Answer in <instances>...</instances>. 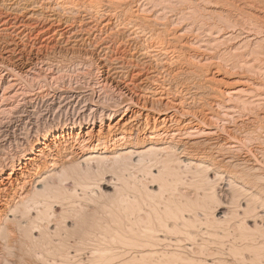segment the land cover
Here are the masks:
<instances>
[{
    "label": "bare ground",
    "instance_id": "1",
    "mask_svg": "<svg viewBox=\"0 0 264 264\" xmlns=\"http://www.w3.org/2000/svg\"><path fill=\"white\" fill-rule=\"evenodd\" d=\"M122 1H126V0H41L40 5H42V6L44 5V8L47 12H52V13L53 12L54 13H56V12L60 13L61 12L63 15L69 16V19H66V21H63L64 22L63 27H60L62 24V23L60 24V21H59L60 19L57 20V21H59V23L57 22L58 23L57 25H55V23H52V21H51V24L45 25L44 21L42 22L41 20H38V19L33 23H29L28 21H23L22 19H20L21 17H19L17 15V13H12L13 11L11 12V10L10 11H3L4 10L3 8L0 9V36H6V35L8 36L9 33H12V34L14 33V35H16V37L20 36L22 33H23V35H24V33H25V35L28 34V36H30L31 34H35L33 37L31 36V39H33L35 41L36 39H38V37L41 34L52 33V34H48L47 36L43 37L44 42H41L40 46L46 45V48L49 46V45L47 46V44H49L51 42V40H53V38H54L51 35H53L57 31H59L61 36H64V38H66L67 40L69 39L70 35H75L78 33H82V34L85 33L86 37L88 39V40H86L87 44L94 45V47L101 45L102 43H106L107 38L109 37V34L127 33L125 39H123L122 41H119L120 43L117 46H115V51H116L117 55H115V57L113 56V59H110V60L116 62V65H115L116 68L115 69H117V71L115 72V74H118V73L123 74L124 73V75H122V76H125L126 74L130 76V78H129V76L127 78V75H126L123 80H120L121 81L120 83H122L123 86L121 88H119V91H120L119 93H121L122 96L127 95L126 93H128V95H129V97L126 96L128 98L125 99L120 104L115 103V104H111L109 106H104V105L101 106L102 105V104H100V103H102V102H100L101 96H97V95L95 96V94H94L95 86H92L90 88L91 92L89 91L90 92L89 95H86V96H83V95L78 96L77 93L73 92V91L68 92L67 97L71 101H73L75 104H77L80 100L83 101L81 113L78 114L77 116L73 117V118H67L63 121H58V122L47 124L42 129H35L34 131L29 129V130H27V132L25 133V135L23 137H18L20 135V133L16 132L17 134L16 135L14 134L12 136V138L7 136L8 133L7 134L5 133V131H6L5 126L6 125L4 124L2 126V124L8 120L0 123V156H2V157H0V257L2 256V258H3L5 253L10 252V251L11 252L9 254H11L12 252H16L15 251L16 249H17L16 254L19 257L22 255L24 256V253H25L27 248L30 249L32 244H34L33 248H34V246H37L39 244V242L37 244V241H41V240H43V241L45 240L47 242L50 241L47 238L54 236V235L52 236V234L54 233L53 230L56 231L54 234H56L58 237L60 236L57 233V232L60 233V231H57V227L59 230L58 225H60V224L62 225V222L59 223V221H63L67 215H65L64 218L62 217L63 220H58V219H60V217L63 216V214L65 212H68V211H70L71 215H73L72 210H70V209L68 210L67 206H69V208H71V209L75 208L72 206V204H68V205L66 204L65 205L63 203V202H66V200H69V198L66 199V194L68 196L72 190L71 189L68 193H66L67 192L66 189H68V186L70 184L66 187V185H63V181L67 180V182H68L69 181L68 178H72L71 175L76 171L77 168L79 169V167H83V166H85L87 168V165L89 163H92V162H95L93 164H95L94 167L97 166V168H98V165L96 163L100 164L99 166H101V164H105L108 167L109 166L113 167L115 165L114 166V168H115L116 165H122L125 168L128 164L135 165L136 163H139V164L144 163L142 166H145V164L148 161L149 162L152 161L150 163H152V165L155 164L154 165L155 168L157 167L156 165L159 164V166H160L159 169L165 168V169L170 170L171 168H173V169L176 168L174 170L173 169L170 170V171H172V170L175 171L177 169L180 170V168H181V170H183V171L185 169V172L187 170L192 169L194 171L196 170L197 173H198V171H200L199 172L200 174L204 173L205 176L203 177V179L201 178V180H200L201 181L200 183H202L201 185H203V186L208 185V184H206V185L203 184L204 178H206L207 181L212 183V185H210V186L213 187L216 184L217 185L215 186L216 188L213 187L215 190L210 195L207 194L208 196L206 195V192L208 193V191H211L212 187L210 188V190H208V187H210L208 185V187H206L207 189H203V191L204 190L206 191L205 194L201 190L203 195H205L204 197L206 198V196H207L208 198H206V199L199 198V200L201 201V199H202L203 201H206V200L211 199L210 202L213 203V202H215L214 197L217 196L221 199L223 198L222 199V200H224L223 202L225 204H227L226 202L230 198L231 201H229V202L234 201L236 206H234L235 207L234 210L231 208L232 209V211H231V209L230 210L228 209L229 204L227 206L226 205L218 206L217 202H216L215 205H217V207L214 209L212 206L214 203L212 204V203H209L207 201L208 203L205 202L207 205L204 203V205H206L207 207L205 206V208H203L202 207L203 205L200 204L201 203L200 201H199V203H196L197 202V196H201L199 194L200 192L198 191L199 192L198 193L196 190H194L197 192V193L194 192L196 194L195 195L196 198H193L194 197L193 190L191 192L193 195V197H191V198H193L192 199L193 202L190 203L192 205H189L188 202L191 201L190 200L191 198L189 197V195L191 193H189L188 196L186 193H185L186 195L182 194V189H181L180 195L182 194L185 197L187 196L188 200H190V201L187 202L185 200L187 202L186 203V202H184V200L182 201V199H178L181 196L179 197V195L177 193L178 191H177L176 196H178V197L174 196L175 200H173V201H175V202H173L172 199H171V201H172L171 202L169 200V198H173V197H171V194L173 193L172 195H175L174 192H171L169 194H166L167 195V198H166L167 206H168V202H170V204H171V205L169 204V206L167 208V212H169L168 214H171V216H174L172 218L175 220H174V222H170V223L165 222L166 216L164 214L163 220H164V224L165 223L166 224L165 225L163 224L162 227L165 226L166 232L168 230L170 231V228H171V230L174 229V231H170V232L168 231L167 232L168 234H166L165 231H164L165 233L163 231H161V230H163L160 227L161 225L160 226L158 225V224H162L161 221H163V220L159 219L160 223L156 222L155 217L157 216V214H156L155 210H153L154 212H151V213H150V211L148 213L146 212L148 210L147 206L150 207L151 203L146 206L145 213H147V214L153 213L152 216H154V221H155L157 227L151 228L150 223H153V222L151 220V217H149L147 215H146V218L149 217L148 219H150L151 222L149 220H147V222H150V223L147 225H143V224H146L147 222L144 220L145 215L143 216V213H142V211L144 209L141 210V206L144 205V207H145V204L149 203L148 201L144 200L145 201L144 202L142 200L145 203V204H143L142 201L138 200V202L140 201V204L137 203L140 205L138 208H140V213L144 217V219H142V220L145 221L146 223L141 220V218H140L141 214L139 213V215H140L139 216L138 214H136L137 211H135L134 214H136V216H137L136 219L139 217L143 223L140 222V220L137 221L138 219L135 220V222H134L133 221L134 218L132 216L133 214H131L130 216H132V218H133V219H131L132 221L130 220L131 222L130 221L128 222V220H129L128 218L124 219V222H125V220H127V221L123 224V226L127 223L128 224L132 223V224H130V226H128V224L126 226H124L126 228L127 227L131 228V229L129 228L130 230H127V231L125 229L122 230V228H120V226H119V224H121L123 221H121V223H120V221L119 222L117 221L118 223H116L118 216H115V217H117V218H115L113 215H118V214H115L113 212L114 209L112 211H111V209L109 210V207H112V206H110L111 204H109V205L106 204L107 206H109V207H107L108 208L107 212L109 213L111 211L113 213V215L111 213V216L114 217V219H112L113 221H111L110 217H108V219L106 217V219H107V221L110 219V221H109L110 225L112 222L114 223V221H115L116 225L113 223H112V225L119 227V228L117 227L118 230L120 229L119 232L116 229L118 234H120L122 231L123 232L129 231L130 233H132V231H133L132 234H133V238H134L135 235L138 236L139 232L142 229H143V231L145 230L144 229L145 226H148L146 228L149 229V232L148 231H147L148 233L143 232L146 235L143 233L141 234V232H140L141 236L139 235L138 237L141 238L143 236V240L142 239L138 240V242L144 243V245H146V247L147 246L148 247L149 246L154 247V245H156V247H157V248L152 247L150 249L149 248L146 249V248H144L145 246L142 245L141 243L138 244L137 240H135V239L134 240L136 242L134 241L133 244L131 242H128V241H130V239H131V241L133 240L132 234H130V237H129V232H128V234L126 233L128 236L126 235L127 237L126 236L125 237L128 238L129 240H127L126 238H124V240H127V242L129 244L131 243L132 246L131 245L130 246L132 248L134 246L136 248L137 244L139 246L142 245L143 247L141 246V248L146 249V250L143 249L140 251L141 256H143V257L144 256L145 257L146 256L151 257L152 255L154 256V255L164 254L162 256V260L161 261L158 260L160 262L159 264H161V262L163 261V258L166 257V254H169L170 260H168L169 257L167 256L168 259L166 257L165 261H163L164 263L162 262L163 264H165L166 261H171L170 264L176 260H177V262L178 261L180 262V260L177 259V258H179L177 256L178 255L181 256V255L177 254V253L180 252L182 254L183 258H185L184 255H187L188 252L190 251L188 248L192 249L190 253H193L194 252L193 250L196 249L195 250L196 253L195 252L194 253L198 255L197 257H196V255H194L195 258H190V256H189L188 259L190 258L191 260L190 259L188 260L185 258L186 261L189 262V264H191L190 261H192V264H264V252H262V250H264L263 249L264 239L259 240V239H261L260 235L262 233H263L262 236L264 237V184H261L262 183L261 181H264V180H261V178L264 177V173H263L264 172V166L262 165V164H264L263 163L264 159L262 157V156H264V147H262L263 143H264V124H262V123H264V92L261 91V89L264 87L263 82L259 83V82H257L256 79H255L256 81L251 79L252 76L251 77L248 76L249 78H246L243 81L241 80V82H243L244 85L239 86V87L237 86V87L232 88V89H225L223 91H219V89H217L216 86H214L218 90V91H215L216 89L209 87L210 85L208 84L209 88L213 89L215 92L220 93V94L217 93V95L218 96L221 95L222 99L217 98L216 100L209 103L210 109L212 112H209V110H208V111H205L203 113L202 109H201L199 115L202 113V117H199L200 119L198 118V116H199L198 115V110H199L198 108L199 107L197 108L198 110L197 109L194 110L192 108L193 106H191L194 102L192 100L193 98L191 99V101H193V102H191L192 104L189 103V104H191L190 105L191 107L184 105V102H183L184 99L182 100L180 97H178V98L174 97L173 93H172L173 96L170 97L171 94H169L168 91H171L169 89H173V88L165 87V84L168 83V81H170V78L172 77L171 76V70H172L171 68H173L176 64H177V67H179L178 66L179 64H181L184 61L185 62L187 61L186 63H189V65L191 64L192 66L197 65V63L199 65L203 66L205 64L204 63L201 64V62H205V63L206 62L209 63L210 61L213 62L214 60H209L210 56L205 54L206 50L209 51V48L211 46H214V45L220 46V44L223 42L226 44L228 41L233 39V37H235L233 39V41L235 39H238L237 34H240L241 36L243 35V39L240 40L241 42H238V40H237V42L239 44L236 42L237 45L231 46V48H229L230 46H228L229 49H226V51L223 50L224 52L230 53L231 55L234 54L233 56H229V57L234 58L235 56H238V53H236V52H238L237 50H240V49H242V50L246 49V51H248L247 53H249V55H252V53L254 55H257L258 53H259L258 55H260V56H261V54L264 55V52L261 53L264 50V35H261V29H260V25H259V22H260L259 19L260 18L258 19L259 22H256L257 20L253 21V19L255 18V15H253L252 13H247V16L245 15L246 17H243V18L240 15L241 13H242V15L244 14L243 13L244 11H242L243 9L244 10L246 8L251 9L252 6L256 3V1L258 2L260 0H256V1H254V0H242L243 5L248 4V6L247 7L244 6L245 8H243L242 4H240L243 9L240 8L239 6H237L238 9H242V10H240L241 13L239 14L241 17L240 16L237 17L236 16L237 14H235V13H234L235 16L230 13V10H231V8H233V6L229 8L230 10L225 8L226 9L225 14L224 13H222V14L217 13V12H219L216 10L217 8L216 9L211 8V9L203 10V8L201 6L200 7L202 10V14L200 13L201 11L199 12L200 14H197V11H198L197 7L194 9V8H192V6L191 7L189 6L187 9H184L187 11L178 10L180 12L179 13L180 15L178 17V19H180V20H178L179 21L178 26H180V24H181L180 21L182 22V24H183V22L185 23L186 20L187 21L191 20V21L189 23L187 22L188 25L186 23L184 24L187 26L183 27L184 28L183 31L179 32V30H177V31L175 30L176 32H173L171 34H168L167 31H169L172 28L175 29V26L177 27L176 22L174 23V27L172 25L173 21L174 20L177 21V20L173 19L171 22H164V17H166L165 15H166L167 11L168 12L171 11L174 13L173 10H174L175 6L176 7L178 6V5H176V3L180 2L178 4H181V2H183V1H181V0H136L135 1V2H137L136 6L134 8L132 7L131 9H129L128 7H125L126 9L128 8L127 10L125 8H123L122 4L124 5V2H122ZM186 1H188V2H186ZM199 1L201 3L203 2V5H204V1H206V2L208 1V3H209V1H212V0H198V3H199ZM213 1H216V0H213ZM223 1H222V3H225ZM230 1L233 4L232 0H230ZM185 2L188 4H191L193 2V0H184V3ZM194 2H196V1H194ZM217 2H220V0ZM227 2H228V0H227ZM238 2H239V0L234 5H237ZM30 3L33 4L31 6L37 5V0H30ZM184 3H182V4H184ZM229 3L230 2H228V5H231V3L230 4ZM210 4H213V3L211 2ZM257 4H259V3H257ZM260 4L263 5V3H261V2H260ZM181 5H180V7H181ZM184 5H185L184 7L187 6V4H184ZM220 5H222V4H220ZM194 6H196V5H193V7ZM197 6L199 7L198 4H197ZM205 6H207V5H205ZM205 6H203V7H205ZM15 7H16V5H15ZM102 7H105V10L101 9ZM155 7H157V8L155 9ZM225 7L228 8V6H225ZM258 7H259V5H258ZM175 10H177V8H175ZM182 10H183V8H182ZM214 10H216L217 12ZM235 10H237V9H235ZM262 10H264V9H262ZM203 11H204V13H203ZM222 12H223V10H222ZM246 12H247V10H246ZM259 12H262V11H259ZM82 13H83V15L86 14L85 16H88L87 20L76 21V18L79 19L80 14L82 15ZM20 14H22V13H20ZM116 14L120 15V17H121V20H118L116 18L117 21L120 22V23L118 22L119 24H117V25L115 23L113 24V22H112V19L113 18L115 19V17H117ZM12 15H14V16H12ZM30 15L31 16H29V17L31 18L33 16V14H30ZM213 15L214 16L217 15L215 17V18H217L216 21L212 20L211 16H213ZM261 15H262V13H261ZM261 15H260V17H261ZM174 16H172V17H174ZM176 17H177V15H176ZM257 17H259V15ZM184 18H187V19L182 21ZM244 18H246V20ZM263 18L264 17H262L261 20ZM51 19H52V17H51ZM166 19H168V18H165V21H166ZM255 19H257V18H255ZM210 20H212L213 22ZM49 21H50V19H49ZM260 23H262V21ZM229 27H231V28L237 27L238 29H236V31H234L232 29L233 31H230V32H227L224 34L221 33L222 30H224L226 28L229 29ZM262 27L264 28V26H262ZM184 32H185V34H184ZM186 32L192 36L190 38H186L185 37V35H187ZM102 33L105 34L104 37H103ZM200 34H201V36L203 34L204 37L205 36H207V37L206 38L203 37L204 39L200 38L199 37ZM240 35H239V37H240ZM120 36H123V35H120ZM26 38H27V36H26ZM117 38H119V37H117ZM122 38H124V37H122ZM31 39H29V40H31ZM83 40L85 41V39H83ZM112 40H114V39H112ZM113 43H114V41H111V45L108 44L107 46H105V48L109 49L110 47L113 46ZM39 44H38V46H39ZM222 46H223V44H222ZM223 48H221V49H223ZM218 49H219V47H218ZM190 50H192L191 52H193L195 50V52H193V53L187 52ZM214 51H213V53H214ZM223 51H221V54L223 53ZM242 52L243 51H241V54L239 53L241 57L244 54V53L242 54ZM244 52H245V50H244ZM135 54H137L138 56L136 57ZM209 54H211L210 51H209ZM211 55H213V54H211ZM220 55H218V56H220ZM249 55L247 57H249ZM254 55H252V56H254ZM258 55L255 56V60L252 59V62H250L249 60L241 59V57L239 56V59H241V60L236 61L237 67H239V68L236 69V65H234L235 64L234 63L232 65V66H235L234 71H237V70L241 69V67H242V68H244V70L246 69L248 73L249 72H252V73L255 72V75H256V72H257V73H259V75L261 74L264 78V69H263L264 68V61L262 62V60H260V61L257 60L258 62H256ZM227 57H228V55H227ZM244 57H246V56H244ZM219 58L221 60L222 57H219ZM223 59H225V58H223ZM234 59H232V61H234ZM110 60H108V61H110ZM220 60H219V62H220ZM227 60L225 63L228 62ZM229 62H230V60H229ZM110 63L112 64V62H110ZM232 63H230V64H232ZM182 64H184V63H182ZM209 64H208V66H209ZM216 64H218V63H216ZM5 65L6 64H3V63L0 64V66H2L4 68H5ZM199 65H197V66H199ZM211 65H212V63H211ZM221 67L223 68V66H221ZM206 68H207V66H206ZM220 68H219V70H220ZM176 69L178 72V68H176ZM189 69H191V68L189 67ZM194 69H195V67H194ZM5 70L6 69H4V72H2V74L0 75V113H4L5 114L4 117H7L6 113L11 114V112L12 113L14 112L15 113L14 115H16L14 118L16 119L15 122L17 124L22 123V121L24 120V118L26 116L27 120H25L24 125H26V124L32 125L31 115L29 113H26V111L21 108V103L22 104H25V102L31 103V101H32L30 96L26 97V95H28V94H26L27 92H25L23 90V88L20 86V81H21L20 78L22 75L20 76L19 72H14L10 69H7V72L5 73ZM205 70H203V71L205 72ZM223 70L225 71L226 69H223ZM244 70H242V71H244ZM112 71H113V69H112ZM190 71H188V72L190 73ZM197 71H199V70H197ZM9 72L11 73V75L8 78H6L5 76L9 75ZM183 72H185V71H183ZM183 72H182V75H183ZM232 72H233V70L231 71V73ZM238 72H240V75H242L241 71H238ZM47 73H48V71H47ZM174 73L176 74V72H172V74H174ZM194 73H195V75L198 74V72L197 73L194 72ZM231 73H230V75L233 74V73L232 74ZM236 73H235V75H236ZM252 73H250V75ZM175 74H174V76H175ZM179 74H181V73H179ZM182 75H180V76H182ZM187 75H189V74L187 73ZM191 75H192V73H191ZM193 75H192V77H193ZM44 76H45V74H44ZM207 76H208V74H207ZM207 76L205 77V79H207ZM245 76H247V75H245ZM179 77H177V78H179ZM211 77L213 78V76H211ZM255 77L257 78V75ZM218 78H220V77H218ZM218 78H216V79L218 80ZM117 79H116V81H117ZM172 79H173V77H172ZM260 79L262 80V78H260ZM52 80H53V78H52ZM107 80H108L107 77L104 78V80H102V81L99 80V82H97L98 86H96V87L100 88L104 92V90H106V88H108L107 87ZM217 80L214 79L213 83L216 84L215 81H217ZM220 80H221V78H220ZM220 80H218L217 82H220ZM221 81H223V79ZM235 81H237V80H235ZM262 81H264V79ZM108 84H109V82H108ZM180 84H182V83H180ZM191 84H193V83H191ZM116 85H115V87H116ZM52 87L53 86H51V88ZM186 87H187V85H185V88ZM175 88L176 87L174 86V89ZM166 89H168V90H166ZM220 89H221V87H220ZM188 90L190 91L189 88H188ZM193 90H195V89H193ZM204 90H205V88H204ZM213 90H212V92H213ZM178 91H179V89H178ZM184 91H187V90H184ZM172 92H174V91L172 90ZM195 92H196V90H195ZM202 92H200V93H202ZM191 93L192 92H190V94ZM200 93H198L199 96L201 95ZM206 94H205V96H206ZM211 94H209V95H211ZM168 95H170V96H168ZM184 95H183V98L187 99ZM209 95H207V96L209 97ZM55 96H56V94L54 93L52 95V100L54 99ZM186 96H187V94H186ZM212 96L214 97V95H212ZM190 97H191V95H190ZM83 98H85V99H83ZM205 100H207V98ZM49 102H50V100H49ZM107 102H109V100ZM187 103H188V100H187ZM196 103H195V105H196ZM201 104H203V103H201ZM206 106H208V105L206 104ZM88 109H90L91 114L90 115L88 114L89 116H87V118H86L84 116V112ZM120 110H122V111H120ZM97 112L99 114L98 119L95 118V115H97ZM118 112H119V116L114 119V117L117 115ZM186 116H190V117L187 118ZM30 128H31V126H30ZM22 129H23V127H22ZM17 130L19 131L18 128H17ZM65 134H66V136H65ZM13 139H16V144H19V146H17L14 150L8 152V151H6L5 146H7V144L9 146ZM253 143H256V146H252V145H255ZM250 145H251V147H250ZM252 147H254V148H252ZM10 149H11V147L9 148V150ZM257 153H258V155L261 156V162H259L260 159L259 160L256 159V158H258ZM255 154H256V156H255ZM126 159H128V160H126ZM153 161L155 163H153ZM149 162H148V165H149ZM105 165H102L103 166L102 168H108V167H104ZM90 166L93 167V165L89 164L88 167H90ZM112 167H111V169L109 168L110 171L113 170ZM87 169H89V168H87ZM159 169H158V171H159ZM89 170H91V169H89ZM96 171L98 172V170H95L93 175L96 173ZM100 171H101V169L99 170V172ZM158 171H157V173L160 172V171L159 172ZM194 171L190 172V173H194L193 176L196 173V171L195 172ZM91 172H93V170ZM91 172L89 171V173H91ZM106 172H109V171L107 170ZM115 172H116V170H115ZM187 172L189 173V171H187ZM86 173H87V171H86ZM102 173H104V172H102ZM91 174H89V175H91ZM100 174H98L99 175L98 177L102 176V174H101V176H100ZM191 175L192 174H190V176ZM196 176L197 175H195V177ZM87 177L88 176L86 175L85 179H88ZM113 178H116V176ZM91 179H92V177H91ZM259 179L261 180L260 181L261 183L259 182ZM99 180H100V178L94 182H99ZM88 181H90V180H88ZM88 181L86 183L89 184ZM209 182H207V183H209ZM99 183H101L103 185V187H108L111 189L113 187L115 188V184L113 186L112 182L109 178L107 180H102ZM96 185L95 186L92 185V186L95 188ZM99 187L98 186L96 187L98 189L96 191H99V189H100ZM84 188H83V190H82V188L80 189V190H82L81 193H83ZM91 189H93V188H91ZM86 191L87 190H85V192ZM92 191H93V193L96 192V191L94 192V190H92ZM179 191H180V189H179ZM72 192H74V190ZM88 192H90V191H88ZM168 192H170V190ZM187 192H189V191H187ZM74 193H76V192H74ZM74 193H72V196H70L71 198H73ZM183 193H184V191H183ZM129 194L130 193L125 194V195L128 196ZM125 195H122V193H121L120 196L123 197ZM211 195H212V197H211ZM78 196H79V198H78ZM81 196H84V198L80 197V195H77V196L74 195V197H77V198H75V200L76 199L81 200L82 198L84 200L86 195L81 194ZM184 196L182 198H185ZM130 197L131 196H129V199H130ZM133 197H135V196H132L131 199ZM226 197H228V199L225 200L224 198H226ZM87 198H89V200H90V196L89 197L86 196V199ZM95 198H97L96 195H95ZM99 198H101V196ZM212 198L214 201H212ZM53 199L63 200V202H59L61 204V207L58 204H54L55 201L52 203L51 200H53ZM120 199L125 200L124 198L123 199L120 198ZM134 199H137V198H134ZM176 199L178 201L181 200L182 204L180 202H179L180 203L179 204ZM194 200H196V202ZM72 201H70V202H72ZM203 201H202V203H203ZM70 202H68V203H70ZM76 202L78 203V201H76ZM76 202H74V204H76ZM87 202H88L87 204H89V201H87ZM114 202H116L115 199H114ZM125 202L127 203L126 200H125ZM128 202H129V200H128ZM133 202H135V200ZM84 203L85 202H83V205H81L82 202H81V204L78 203L80 205L78 207L79 211H80V207H81V209L86 208V205H85V207H82V206H84ZM95 203H97V202H95ZM91 204H92V202H91ZM101 204H99V205H101ZM129 204H131V203H129ZM176 204L181 205L180 206L181 208L179 207V205H178L179 208L178 207L177 208L179 210L182 209L184 211V213L181 210V213L179 212L180 214H178L179 210L176 207H174V206H177ZM186 204L189 205L190 207L193 206V208L191 207L192 210H194L195 209L194 207H196L197 211L199 210L201 212L200 208L203 209V211H206L207 212L206 214H209V217H212L211 222L208 220L209 219L208 215H204L205 212H204V214H203V212H201L203 214V216H201V217L198 216V217L202 218L204 216H207V218L204 217L203 219L204 220L207 219V221H209L208 223H211V225L214 223L215 226L218 225V222H219V224H220V222H222L221 225H223L224 218L227 217V215L230 216V214H228L230 211L235 213L234 214L235 219L237 217V220L233 219L234 222L230 223L232 218H234V215L231 214V215H233L231 220L228 217L227 221L225 220V222H228V220H229L230 229L232 228L234 230V227L235 228L239 227L238 228L239 230L235 229L233 231L231 229L232 232L236 233V231H238V233L240 234V233H243L242 232L243 229H244L243 230L244 232H245V230L247 232H249V235L247 232H246L247 235H244V233L241 234V236L243 237L244 240L241 239L240 238L241 236L236 233L238 237L240 236L239 239L237 238V241L238 240H241V242L244 241V243L242 244V247L235 246V245L232 247H229L230 245L228 246L227 243H229V242L225 239V236L229 238L228 234L229 235L231 234L230 233L231 231H230L226 235L228 228L227 229L225 228V236L223 237L224 233L222 234V232L224 231V229L223 230L220 229V232L222 230V232H221L222 236H220L219 231H218L219 233H217V234L215 232V229L216 230H218V229L217 228L213 229L214 226H211L212 228H208V230L213 229L214 234L210 233L211 235H209V233L206 229L207 228L206 226L208 225L207 221L198 219L197 216L194 215L196 210L192 213L191 212L192 210L190 209V207H187ZM197 204L198 205L200 204L201 206L199 205L200 206L199 207ZM209 204H212V205H209ZM92 205L95 206V204H92ZM92 205L90 207H92ZM133 205H135V203H133ZM184 205H185V208H184ZM208 205H209L210 209H208L209 208ZM96 206H97V204H96ZM122 206H124V204ZM99 207L101 208V206H98V207L92 208V210L96 209V208L100 210ZM128 207L134 208L135 206L133 207V206L129 205ZM170 207H172L173 209L170 210ZM211 207L214 209V212H212V213L209 212V211H213V209ZM117 208H118V206H117ZM122 208H123L122 209L123 212H121V211L120 212L123 213V215H126L124 213L125 207H122ZM186 208L190 209L188 211L190 213H192L191 214L192 216H196V217L191 219V217H189V216H191V215H189L190 213H188V215L185 216V214H187V213H185V211L187 210ZM76 209H77V207L74 210H76ZM84 209H82V210H84ZM88 209L89 208H87V210ZM103 209H104V207H103ZM136 209H131V210L134 212V210H136ZM152 209H154V208L152 207ZM152 209H149V210L152 211ZM168 209H169V211H168ZM184 209H186V210H184ZM204 209H206V210H204ZM101 210H102V208H101ZM104 210H103V214L106 212V211L104 212ZM116 210H117L116 213H118V209H116ZM79 211H77V212H79ZM89 211L90 210H88V212ZM82 212L84 213V211H82ZM90 212H92V211H90ZM130 212H128V214H130ZM172 212H175V213H172ZM96 213H99V212L96 211ZM100 213H101V211H100ZM109 214L106 215V213H105L104 215L109 216ZM49 215L52 216L53 219L48 220L47 217H49ZM80 215H81V213H80ZM87 215L85 217H88ZM82 216L84 217V215H82ZM92 216H93V214H92ZM94 216L97 218V215L94 214ZM130 216L127 215L125 217L131 218ZM69 217H70L69 215L66 217V221H67V218H69ZM89 217H91V215ZM99 217L101 218L102 216L100 215ZM74 218H76V214L74 215ZM77 218L78 219L80 218L79 214H78ZM77 218H76V220H78ZM94 218L93 219L91 218L92 220L89 219L91 221H89L87 219L88 223L90 224V222H92V221H93V223H94V221L96 222L97 219L96 218L94 219ZM102 218L101 219L103 221L104 217H102ZM119 218H121V215L119 216ZM82 219L81 220L79 219L78 221L83 222V220H85V218L83 220ZM122 219H119V220H122ZM167 219L169 221L171 218H168V216H167ZM176 219H178V220H176ZM190 219L191 220L196 219L195 223H200V221L201 222L203 221V222H205L204 225L207 224L205 226L203 225V222H202V224L201 223L199 224V225L206 227L205 228L206 230L205 229L201 230V232L203 231V233L202 234L200 233L201 234L200 236L204 235V233L207 231L205 233V235L207 236V233H208V236H207L208 238L209 237L214 238V236L217 235L218 236V238L216 236L217 240L216 239L212 240L210 238L211 240L208 239L209 240L208 241L206 239L207 237L206 238L204 237V239H202L200 236H198L199 234H197L196 231L194 233L193 229H195L196 226L194 225L195 223H193L192 221L189 222ZM197 219L199 220V222H197L198 221ZM52 220L55 222H53ZM57 220H58L59 224H57ZM69 220H72L71 217L69 218ZM100 220H99V222H101ZM213 220H216L217 222H214ZM220 220H223V221H220ZM43 221H45L46 224L45 223L42 224ZM66 221L64 220V222H66ZM72 221H70V222L72 223ZM105 221L106 220H104V222ZM136 221L138 223L137 226L134 225V223L136 224ZM177 221H179V223ZM64 222H63L62 226H64L66 228L67 224L64 225L65 224ZM79 222H77V223H79ZM82 222H80V223H82ZM85 222H86V220L84 221V223ZM139 222L142 223V226H140L141 228L143 227L142 229L137 228V227H139L138 225H140ZM225 222H224V224H225ZM73 223H72V225H74ZM77 223H75L76 225L73 227L70 224L72 228L69 225H68L69 227L68 226L67 227L71 228V229H73L74 227H76V229L80 228V227H77V225L81 226V224H77ZM84 223H82V224H84ZM107 223L108 222H106L105 224H107ZM185 223H186V225H184ZM187 223H190V224L188 225ZM215 223H217V224H215ZM87 224L85 226H87ZM181 224L185 226L182 231H185L186 227L188 228L189 226L192 228L193 231H185L186 233L183 234V232L178 227L179 225L181 227H183ZM226 224H228V223H226ZM91 225H92V223H91ZM94 225L97 226V223H95ZM99 225L100 224H98V226ZM102 225L99 226V229L96 226H94V227H95V229L97 228L98 231H100L101 230L100 227H102ZM110 225L108 224L109 227H110ZM131 225L135 226L136 230H140V231L139 232L135 231V233H134V229L131 227ZM199 225H197V228L195 230H199L198 229L200 227ZM115 226L114 227L111 226V227H113V229L111 228L112 231L109 228H107V226H106V228L108 229V230H106V232H107L106 234H108V236L106 235L108 238V241H110L112 239V242H113V236L116 238V235H115L116 234L115 233L116 227ZM153 226H155V224ZM158 226L161 228L160 232L157 229ZM226 226L227 225H225V227ZM82 227L85 228L84 226H81V228ZM103 227H104V225H103ZM103 227H102V230L106 229ZM208 227H210V224L208 225ZM240 227L243 229H240ZM92 228H93V225H92ZM221 228H224V226L223 227L221 226ZM60 229H61V227H60ZM62 229L61 230L64 232L67 228L64 230V228L62 227ZM89 229L90 228H88V230ZM178 229H179V232L180 231L182 232L183 237H184V235H185V238L188 236L187 240H191L193 237H195V238L197 237L196 238V240H197L199 237L200 239L197 240V242H198V241H201V239H202L201 243L199 242L198 245L197 244L195 245L196 247L199 246L198 247L199 249H197L196 247H195V249L193 248L195 243L194 244L190 243V242H189L190 244L184 243L183 241L185 239L183 237H181V238H183L184 240L180 239V237H170V236H172V235H170L172 232L175 233V236H176V233L178 235V232H175ZM75 230L73 231L74 237L79 232H80V234L83 233V231L85 233L83 236H80L78 234L80 236L79 239L82 237L84 238V236L88 235V233L85 231L87 229H83V231H82V229H79L80 230L79 232H78V230H76L77 232ZM102 230L100 231L101 233L103 232ZM186 230H188V229H186ZM204 230H205V232H204ZM50 231H52V232H50ZM69 231L72 232V230H68V231H65L64 233L69 232ZM93 231H95V230H93ZM228 231H229V229H228ZM48 232H50V234L51 233L52 234L49 235L50 237L45 238L46 236H48V235L45 236V234ZM88 232L90 233V231H88ZM109 232L110 233L113 232V234H114V235L112 234V238L110 240H109V238H110L111 234L109 236ZM123 232H122V234L124 235L125 232L124 233ZM250 232H251V234H250ZM254 232H255V234H252ZM256 232L259 234L258 235L260 237V238L258 237L259 239H257V237H256V235H257ZM69 233H68V235H69ZM75 233H77V234L75 235ZM96 233H97V231H96ZM198 233H199V231H198ZM235 233H234V235H235ZM93 234H94V232H92L91 236H88V239H89V237H91V239H93ZM103 234L105 235V231ZM122 234H120V236ZM194 234H197V235L193 236ZM66 235H63V236H65V238L67 240L68 236L66 237ZM69 236H71V237L68 239V242L67 241H64V242L69 243V245H71L70 247H72V244H70V243L74 239L72 238L73 237L72 235H69ZM99 236H100V233H99ZM118 236L119 235H117V237ZM122 236L118 237V239L119 238L122 239ZM137 236L135 237L136 239H137ZM219 236L221 238H224L226 240V243L225 242H218V239L220 238ZM96 237H97V235H96ZM144 237H145V239H144ZM232 237H234V239H235V236H233V234H232ZM232 237L230 236L231 239L230 238L229 239L233 240ZM85 238H87V237H85ZM85 238H84V240L86 241L87 239H85ZM95 238H94V240H96ZM100 238L102 240L105 237L103 236V238H102V236H101V237H99V240L97 239L99 242L98 247L99 246L101 247L102 246L101 244L103 242V240L100 241ZM107 238L104 240H107ZM115 238H114V241H115ZM195 238L192 239V242H194L193 240ZM39 239H41V240H39ZM57 239H59V238H57ZM70 239H71V241L69 242ZM91 239H89V240H91ZM118 239L116 238L115 242H118V244H119V241H121L119 244V246H121L123 240H118ZM256 239L259 241L256 242ZM61 240H65V239L62 238ZM84 240H82V241H84ZM52 241H53V239L50 241V245L51 244L54 245L55 242L52 243ZM54 241H55V239H54ZM58 241L56 242V245L60 244V241L59 242ZM79 241L80 240H78V242ZM92 241H90V242H92ZM220 241H221V239H220ZM234 241L236 242V240H233L232 244H235ZM44 242H43V244H44ZM90 242L88 241L89 244H90ZM110 242H108V243H110ZM112 242L110 245H112L114 243V242L113 243ZM178 242L179 243L181 242V244L180 245L175 244V248H174L172 243H178ZM215 242L216 243L218 242L219 244L221 243V245L227 244L228 248L226 246L225 247L226 249H224L221 246H219V244L216 247V244L214 246ZM29 243H31V244H29ZM72 243L74 244L73 241H72ZM81 243H83V242H81ZM94 243H95V241H94ZM105 243L106 242L104 241V244ZM208 243H209V245H207ZM85 244H86V242H85ZM85 244H83V246ZM114 244H113V246H110L108 244L110 246L109 248L114 247ZM125 244H124V251L126 250L125 252L127 253L128 250L126 249V247H128L129 244L127 246ZM158 244H160V245L162 244V245L166 246L167 248L164 247V248L159 249ZM191 244H193V245H191ZM212 244H213V246H212ZM230 244H231V242H230ZM236 244H237V242H236ZM39 245L42 246L41 243ZM47 245L49 246V244H47ZM62 245H64V248H66L67 250L70 248L69 246L65 247V244H62ZM75 245H76V242H75ZM75 245H73V246H75ZM78 245H79V243H77V247H79L81 244L79 246ZM106 245L107 244H105L103 246H106ZM48 246H45V247H48ZM88 246H89L88 248L94 247V246H90V245H88ZM119 246H118V248H119ZM168 246L171 248H168ZM77 247L75 248V250L77 249ZM85 247H87V244L84 246V248ZM116 247H114L115 250H117ZM159 247H161V246H159ZM41 248H40V250H41ZM44 248H42V250H41L42 252L44 251L43 250ZM48 248H50V246ZM51 248L53 249V246H51ZM61 248L63 249V246L60 247V249ZM84 248H82V249L86 250ZM95 248H97V247H95ZM95 248H93V249H95ZM109 248L106 249L107 252L111 250V252L114 253L112 251L113 248L110 250H109ZM54 249H55V247H54ZM60 249L56 248L55 249L56 252L54 250L55 253H53V251H52V253L56 255V256L53 255L54 257H57L56 253H58L62 250V249L61 250ZM99 249H101V248H99ZM103 249L105 250L104 247H103ZM119 249L121 250L122 248H119ZM186 249L189 251H187ZM33 250H31V251H33ZM38 250H39V247H38ZM40 250L38 251L39 253H40ZM63 250H65V249H63ZM79 250L77 249V251H79ZM104 250H103V252H104ZM27 251H30V250L27 249ZM27 251H26V253H27ZM37 251L35 252L36 254L33 251L34 255H36V256H37V254H39V253H37ZM45 251H46V248H45ZM87 251L88 250H86V252ZM122 251H123V249H122ZM122 251L121 252L118 251L120 256H121V254H123V255L125 254ZM229 251L231 252L232 255L229 254L230 253ZM50 252L51 251H49V253ZM72 252H73V250H72ZM88 252L90 253V250ZM107 252H106V254L108 255ZM26 253H25V255H26ZM44 253L45 252H43V254H41V255H43L42 256L43 259H44ZM47 253H45V254H47ZM62 253H64V252H62ZM66 253L69 254L71 252H69V250H68V252L65 251V255H66ZM78 253L79 252H77L75 254L78 255ZM129 253H131V252L128 251L127 254H129ZM137 253H135V254L138 256H136V255L135 256L139 257V253L138 254ZM29 254L31 255L30 257H32V253L29 252ZM83 254H85V252ZM96 254H94V255L90 254V255H92L93 257L94 256L96 257ZM127 254L124 255V258ZM173 254L175 255L176 258H174V257H172V258L175 260L171 259L170 255H173ZM193 254H192V256H193ZM12 255H10V256H12ZM28 255H27V257H28ZM60 255L61 254H59V256ZM63 255H61L60 257H62ZM111 255H113V254H111ZM114 255H115V257L117 256L116 254H114ZM133 255L134 254L131 255L133 257L132 260L136 259V261H137L138 258H136ZM188 255H191V254H188ZM48 256L49 255H47L46 259H48L52 255H50L49 257ZM66 256L68 257V255H66ZM69 256H71V254ZM72 256L76 257L73 253H72ZM79 256H77V257H79ZM120 256L118 257V259H120L122 257V256L121 257ZM131 256H129V257L131 258ZM153 256L151 257L152 259L155 258ZM24 257H21V259ZM143 257H139V258L140 259L142 258V261H143ZM147 257H146V259H147ZM11 258L12 257H10V259ZM88 258H89V256H88ZM96 258H98V256ZM101 258H103V257H101ZM105 258H107V257H105ZM114 258H112V259H114ZM124 258L122 260H125L127 257L125 259ZM151 258L148 260L144 259L143 262L147 261L146 262L147 264H154V263L156 264V263H158L157 259L158 258L161 259L160 256L159 257L157 256V259L155 258L156 261H152L154 263H150L149 260H151ZM180 258H182V257H180ZM37 259H39L41 261V258L38 257ZM53 259H51V260L53 261ZM68 259L69 258H67V260ZM107 259H109V258H107ZM118 259L116 261L121 262V263L123 262V264H125V263L127 264V262H129L131 260L128 258V260L126 259L125 260L126 262H124V261H121ZM64 260L67 261L65 258H64ZM87 260L88 259L86 258V261ZM102 260H104V258ZM114 260H113V262H114ZM34 261H36V260H34ZM47 261H49V260H46V264H49V263H47ZM55 261H56V263H58L57 259H54V263H55ZM61 261H63V260H61ZM61 261H59V262H61ZM70 261L74 262L76 260L75 259L71 260V257H70ZM78 261H81V260H79V258L77 260V263H81ZM110 261L112 262V260H110ZM116 261H115V264H116ZM5 262L6 261H4V263ZM84 262H85V259H84ZM84 262H83V264H84ZM95 262H97V261H95ZM106 262L107 261L104 260L103 263H106ZM143 262L141 264H146ZM177 262H175L174 264L179 263V262L178 263ZM188 262H185V263L188 264ZM43 263H45V262H43ZM51 263L52 262L50 261V264ZM92 263H93V261H92ZM107 263H109V262H107ZM132 263L135 264L136 263L135 260L132 261ZM132 263H131V261L129 262V264H132ZM5 264H8V262H6ZM23 264H26V261ZM118 264H120V263H118ZM138 264H140V262H138ZM168 264H169V262H168ZM179 264H181V263H179Z\"/></svg>",
    "mask_w": 264,
    "mask_h": 264
},
{
    "label": "rangeland",
    "instance_id": "2",
    "mask_svg": "<svg viewBox=\"0 0 264 264\" xmlns=\"http://www.w3.org/2000/svg\"><path fill=\"white\" fill-rule=\"evenodd\" d=\"M40 1L41 0H37V5H34V6H31V5H33V4H31L30 3V0H0V9L1 8H3L4 10L3 11H10L11 10V12L12 13H17V15L19 16V17H21L20 19H22L23 21H28L29 23H33V22H35L37 19L38 20H41L42 22L44 21L45 22V25H48V24H51V21H52V23H55V25H57L58 23H59V21H60V24H61V26L60 27H63L64 26V22L63 21H66V19H69V16L68 15H63L61 12L59 13H52V12H47L46 10H45V8H44V5L42 6V5H40ZM133 1V2H132ZM136 0H126V1H122V2H124V5L122 4V6H123V8H125V7H128L129 9H131L132 7L134 8L135 6H136V3L137 2H135ZM181 1H183V2H181V4L182 3H184V0H181ZM194 1H196V2H194ZM217 1H219V0H216V1H209V3H208V1L206 2V1H204V5H203V2L201 3L200 1H199V3H198V0H193V4L191 3V4H188V3H186V2H188V1H186L184 4H187V6L186 7H184L185 5L184 4H178V3H180V2H177L176 3V5H178L179 7H180V5H181V9L177 6H175V8H177V10H175V8H174V13L173 12H171V11H167V13H166V17H164V22H171L173 19H176L177 21H173V27H174V23L176 22V24H177V27L175 26V29H173L172 27V29H170L169 31H167V33L168 34H171V33H173V32H176L177 30H179V32H181V31H183V27H186L187 25H188V23L191 21V20H186L187 18H184L182 21H184V20H186V24L187 25H184L185 23L183 22V24H182V22L180 21V26H178V24H179V21L178 20H180V19H178V17H179V11L178 10H181V11H187V10H184V9H187L189 6L191 7L192 6V8H196L197 7V14H202V10H201V7L203 8V10H207V9H213V8H217L216 10L217 11H219V12H217L216 10H214V11H216L217 13H219V14H222V13H226V9H228V10H230L229 8L230 7H232L233 6V8H231V10H230V13L231 14H233L234 16H235V14H237L236 16L238 17V16H242V18L243 17H246L247 16V13H252L253 15H255V18H257V19H253V21H255V20H257L256 22H259L258 21V19L260 20V22L262 21V23H260L259 22V25H260V29H261V35H264V28L262 27V26H264V18L261 20V18L262 17H264V10H262V9H264V0H260V1H256V0H254V1H256V3L252 6V8L251 9H249V8H246L245 10L243 9V8H245L244 6H248V4H244L243 5V2H242V0L240 1L239 0V2H238V4L237 5H234L235 3H237V1L238 0H232V2H233V4L231 3V1L230 0H228V2H230L231 3V5H228V2H227V0H220V2H217ZM222 1L223 2H225V3H222ZM236 1V2H235ZM263 1V2H262ZM128 2V3H127ZM135 2V3H134ZM213 3V4H210V3ZM216 2V3H215ZM260 2L261 3H263V5L262 4H260ZM126 3V4H125ZM190 3V2H189ZM196 3V4H195ZM206 3V4H205ZM215 3V4H214ZM229 3V4H230ZM257 3H259V4H257ZM39 4V5H38ZM132 4V5H131ZM197 4L199 5V7L197 6ZM202 4V5H201ZM220 4H222V5H220ZM240 4H242V6H243V8H242V6L240 5ZM15 5H16V7H15ZM193 5H196V6H194L193 7ZM205 5H207V6H205ZM218 5V6H217ZM224 5V6H223ZM258 5H259V7L261 8H259L258 7ZM131 6V7H130ZM201 6V7H200ZM203 6H205V7H203ZM221 6V7H220ZM225 6H228V8L227 7H225ZM236 8H235V7ZM237 6H239L240 8H242V9H238L237 8ZM255 6V7H254ZM31 7V8H30ZM210 7V8H209ZM257 7V8H256ZM263 7V8H262ZM27 8V9H26ZM127 8V9H128ZM157 7H155V9H156ZM159 8V7H158ZM179 8V9H178ZM182 8H183V10H182ZM199 8V9H198ZM206 8V9H205ZM226 8V9H225ZM255 8V9H254ZM260 10H259V9ZM101 9H103V10H105V7H102ZM126 9V8H125ZM126 9V10H127ZM154 9V8H153ZM221 9V10H220ZM235 9H237V10H235ZM108 10V9H107ZM222 10H223V12H222ZM240 10H242V11H244L243 13V15H242V13L240 12ZM246 10H247V12H246ZM258 10V11H257ZM176 11V12H175ZM201 11V12H200ZM225 11V12H224ZM234 11V12H233ZM252 11V12H251ZM257 11V12H256ZM259 11H262V12H259ZM200 12V13H199ZM239 12V13H238ZM20 13H22V14H20ZM52 13V14H51ZM117 13V12H116ZM171 13V14H170ZM203 13H204V11H203ZM235 13V14H234ZM241 13V14H240ZM246 13V14H245ZM256 13V14H255ZM261 13H262V15H261ZM30 14H33V16L30 18L29 16H31ZM173 14V15H172ZM223 14V15H224ZM240 14V15H239ZM86 14H84L83 15V13H82V15L80 14V17H79V19L78 18H76V21H78V20H80V21H82V20H87V18H88V16H85ZM175 15V16H174ZM176 15H177V17H176ZM246 15V16H245ZM259 15V17H257ZM260 15H261V17H260ZM12 16H14V15H12ZM50 16V17H49ZM85 16V17H84ZM116 16L117 17H115V19L113 18L112 19V22H113V24L115 23L116 25L117 24H119L120 22L119 21H117V19L118 20H121V17H120V15H118V14H116ZM172 16H174V17H172ZM217 16V15H216ZM216 16H211V18H212V20H214V21H216V19L217 18H215ZM240 16V17H241ZM34 17V18H33ZM45 17V18H44ZM51 17H52V19H51ZM170 17V18H169ZM172 17V18H171ZM25 18V19H24ZM117 18V19H116ZM165 18H168V19H166V21H165ZM48 19V20H47ZM49 19H50V21H49ZM60 19V20H59ZM72 19V18H71ZM245 20H246V18H244ZM54 20V21H53ZM57 20H59V21H57ZM114 20V21H113ZM168 20V21H167ZM212 20H210V21H212ZM116 21V22H115ZM58 22V23H57ZM119 22V23H118ZM188 22V23H187ZM213 22V21H212ZM175 24V25H176ZM171 25V26H172ZM178 28V29H177ZM181 29V30H180ZM236 31V29H238L237 27H235V28H231V27H229V29L228 28H226V29H224V30H222L221 31V33H227V32H230V31ZM263 29V30H262ZM176 30V31H175ZM48 34H52V33H48ZM48 34H41L39 37H38V39H36L35 41L33 40V39H31V36L33 37L35 34H31L30 36H28V34H26L25 35V33H24V35H23V33L20 35V36H17L16 37V35H14V33L12 34V33H9V35L7 36H0V62L1 63H3V64H6L5 65V68L4 67H2V66H0V75L2 74V72H4V69H6L5 70V73L7 72V69H10V70H12V71H14V72H19V74H20V76H21V78H20V86L23 88V90L25 91V92H27L26 94H28V95H26V97H28V96H30L31 97V103H28V102H25V104H22L21 103V108L22 109H24L25 111H26V113H29L30 115H31V119H32V125H24V122H25V120H27V118H26V116H25V118H24V120L22 121V123H16L15 121H16V119L14 118L16 115H14L15 113L13 112H11V114L10 113H6V116L7 117H4L5 116V114L4 113H0V123H2V122H5L6 120H8V121H6L5 123H3L2 124V126L5 124L6 126H5V133L7 134V136H9L10 138H12V136L15 134H17L16 132H18V133H20V135L18 136V137H23L24 135H25V133L27 132V130H35V129H42V128H44V126H46L47 124H50V123H54V122H58V121H63V120H65V119H67V118H73V117H75V116H77L78 114H80L81 113V111H82V106H83V101L82 100H80L77 104H75L73 101H71L68 97H67V94H68V92L69 91H73V92H76L77 93V95L79 96H81V95H83V96H86V95H89V93L91 92V90H90V88L92 87V86H95V88H94V94H95V96L97 95V96H101V101L100 102H102V103H100V104H102L101 106H109V105H111V104H117V103H122L125 99H127L128 97H129V95H128V93H126L127 95H125V96H122V94L121 93H119L120 91H119V88H121L123 85H122V83H120L121 81L120 80H123L124 78H125V76L127 75H125V76H122V75H124V73L122 74H115V72L117 71V69H115L116 68V62H114V61H111L110 59H113V56L115 57V55H117V53H116V51H115V46H117L120 42L119 41H122L123 39H125V37H126V34L127 33H116V34H109V37L107 38V41H106V43H102L101 45H98V46H96V47H94V45H89V44H87V41L86 40H88L87 39V37H86V34L85 33H78V34H75V35H70L69 36V39L67 40L66 38H64V36H61V34H60V32L59 31H57V32H55L53 35H51L52 37H54L53 38V40H51V42L49 43V44H47V48H46V45L45 46H40L41 45V42H44V39H43V37L44 36H47ZM184 34H185V32H184ZM186 34L187 35H185V37L186 38H190L192 35H190V34H188L187 32H186ZM11 35V36H10ZM102 35H103V37L105 36V34H103L102 33ZM101 35V36H102ZM113 37H112V36ZM120 35H123V36H120ZM190 35V36H189ZM236 35V34H235ZM239 35L240 34H237V36H238V39H235L234 41H233V39L235 38V37H233V39H231L230 41H228L226 44L223 42V43H221L220 44V46L218 45V46H211L210 48H209V51H210V53L211 54H213V55H211V54H209V51L208 50H206V52H205V54L206 55H208V56H210V59L209 60H214L213 62L212 61H210L211 63H212V65H211V63L209 64L208 62H201V64L202 63H204L206 66H207V68H206V66L205 65H199L198 63H197V65H199V66H197V65H193L194 67H195V69H194V67L190 64L189 65V63H186L184 60V62H182V63H184V64H179L178 66L179 67H177V64L173 67V68H171L172 70H171V76L173 77V79H172V77L170 78V81H168V83H166L165 84V87H171V88H173V89H169V90H171V91H168L169 92V94H171V96L170 95H168V96H170V97H172L173 95H174V97H180L182 100L184 99V105H187V106H190L192 103L191 102H193V104L191 105V106H193L192 108L195 110V109H197L198 107V115H199V113H200V110L202 109V112L204 113L205 111H208L209 110V112H212L211 111V109H210V105H209V103L210 102H212V101H214V100H216L217 98H219V99H222V96L221 95H217V93L218 94H220L219 92H215V91H218L217 89H219V91H223V90H225V89H232V88H235V87H239V86H242V85H244V83L243 82H241V80L243 81V80H245L246 78H249V77H251V79H253V80H257V82H263V84H264V81H262L264 78H263V76L260 74L259 75V73H257L256 72V75H257V78L255 77L256 75H255V72L254 73H252V72H247V70L245 71L244 70V68H242L241 67V69L242 70H244V71H242L241 69H239V70H237V71H234L235 70V66H232L234 63V65H236V69L237 68H239V67H237V63H236V61H240L241 59H244V60H249L250 62H252V59H254L255 60V56H257V55H254L253 53H252V55H254V56H252V55H249V53H247L248 51H246V49H244L245 50V52H244V50H242V49H240V50H237L238 52H236V53H238V56H235L234 58L236 59H234V58H232V57H229V56H233L234 54H230V53H227V52H224V51H226V49H229V48H231V46H234V45H237V43L238 42H241L240 40L241 39H243V35L241 36L240 35V37H239ZM10 36V37H9ZM15 36V37H14ZM26 36H27V38H26ZM59 36V37H58ZM75 36V37H74ZM84 36V37H83ZM188 36V37H187ZM3 37V38H2ZM74 37V38H73ZM79 37V38H78ZM117 37H119V38H117ZM122 37H124V38H122ZM199 37L200 38H203L204 36H203V34H202V36H201V34L199 35ZM207 36H205L204 38H206ZM5 38V39H4ZM9 38V39H8ZM63 38V39H62ZM203 38V39H204ZM237 38V37H236ZM29 39H31V40H29ZM73 41H72V40ZM83 39H85V41L83 40ZM110 39V40H109ZM112 39H114V40H112ZM42 40V41H41ZM109 40V41H108ZM237 40H238V42H237ZM14 41V42H13ZM37 41V42H36ZM62 41V42H61ZM111 41H114V43H113V46L112 47H110L109 49H106L105 48V46H107L108 44H110L111 45ZM118 41V42H117ZM176 41V40H175ZM174 41V42H175ZM233 41V42H232ZM243 41V40H242ZM3 42V43H2ZM232 42V43H231ZM237 42V43H236ZM25 43V44H24ZM40 43V44H39ZM117 43V44H116ZM35 44V45H34ZM38 44H39V46H38ZM222 44H223V46H222ZM225 44V45H224ZM230 44V45H229ZM239 44V43H238ZM78 46V47H77ZM228 46H230L229 48H228ZM55 47V48H54ZM93 47V48H92ZM215 47V48H214ZM217 47V48H216ZM218 47H219V49H218ZM224 47V48H223ZM23 48V49H22ZM31 48V49H30ZM104 48V49H103ZM113 48V49H112ZM213 50H212V49ZM221 48H223V49H221ZM14 49V50H13ZM40 49V50H39ZM86 49V50H85ZM217 49V50H216ZM31 50V51H30ZM111 50V51H110ZM215 50V51H214ZM224 50V51H223ZM98 51V52H97ZM192 50H190V51H187V52H190V53H193V52H195V50L193 51V52H191ZM208 51V52H207ZM213 51H214V53H213ZM221 51H223V53L221 54ZM241 51H243L242 52V54L244 53H246L245 55L243 54V56L241 57L240 56V54H241ZM186 52V53H187ZM264 52V50L261 52V53H263ZM226 53V54H225ZM240 53V54H239ZM36 54V55H35ZM80 54V55H79ZM221 54V55H220ZM225 54V55H224ZM230 54V55H229ZM86 55V56H85ZM88 55V56H87ZM217 55V56H216ZM218 55H220V56H218ZM227 55H228V57H227ZM249 55V57H247ZM135 56L137 57L138 55L137 54H135ZM214 56V57H213ZM224 56V57H223ZM239 56L241 57V59H239ZM244 56H246V57H244ZM252 56V57H251ZM264 55L263 54H261V56L260 55H258V57H257V59H256V62H258L257 60H262V62L264 61V57H263ZM80 57V58H79ZM219 57H222L221 58V60H220V58ZM238 57V58H237ZM244 57V58H243ZM107 58V59H106ZM214 58V59H213ZM223 58H225L228 62L227 63H225L226 62V60L225 59H223ZM231 58V59H230ZM259 58V59H258ZM39 59V60H38ZM220 60V62H219V60ZM232 59H234V61H232ZM108 60H110V61H108ZM225 60V61H224ZM229 60H230V62H229ZM217 61V62H216ZM63 62V63H62ZM110 62H112V64L110 63ZM218 63V64H216V63ZM233 62V63H232ZM0 63V64H1ZM48 63V64H47ZM101 63V64H100ZM106 63V64H105ZM230 63H232V64H230ZM89 64V65H88ZM208 64H209V66H208ZM215 64V65H214ZM228 64V65H227ZM231 66H230V65ZM46 65V66H45ZM50 65V66H49ZM58 65V66H57ZM112 65V66H111ZM114 65V66H113ZM189 65V66H188ZM218 65V66H217ZM223 66V68L221 67V66ZM41 66V67H40ZM61 66V67H60ZM108 66V67H107ZM217 66V67H216ZM227 68H226V67ZM45 67V68H44ZM57 67V68H56ZM107 67V68H106ZM189 67L192 69H189ZM198 67V68H197ZM204 67V68H203ZM221 67V68H220ZM232 69H231V68ZM28 68V69H27ZM176 68H178V72H177V69ZM186 68V69H185ZM188 68V69H187ZM197 68V69H196ZM201 68V69H200ZM218 70H217V69ZM219 68H220V70H219ZM19 69V70H18ZM112 69H113V71H112ZM182 71H181V70ZM185 69V70H184ZM207 71H206V70ZM222 69V70H221ZM223 69H226L225 71L223 70ZM264 69V68H263ZM51 70V71H50ZM91 70V71H90ZM191 70V71H190ZM197 70H199V71H197ZM203 70H205V72L203 71ZM218 72H217V71ZM230 70V71H229ZM233 70V74L231 73V71ZM47 71H48V73H47ZM125 71V70H124ZM183 71H185V72H183ZM188 71H190V73L188 72ZM193 71V72H192ZM202 71V72H201ZM210 71V72H209ZM223 71V72H222ZM238 71H241L242 73V75H240V72H238ZM59 72V73H58ZM172 72H176V74H175V76H174V74H172ZM182 72H183V75H182ZM194 72H198V74L197 75H195V73ZM222 72V73H221ZM225 72V73H224ZM236 73V75H235V73ZM244 72V73H243ZM246 72V73H245ZM83 73V74H82ZM87 73V74H86ZM179 73H181V74H179ZM187 73L189 74V75H187ZM191 73H192V75H193V77H192V75H191ZM228 73V74H227ZM230 73L232 74V75H230ZM249 75H248V74ZM250 73H252L251 75H250ZM44 74H45V76H44ZM52 74V75H51ZM116 76H115V75ZM185 74V75H184ZM207 74H208V76H207ZM226 74V75H225ZM238 74V75H237ZM11 75V73L9 72V75H6L5 77L6 78H8L9 76ZM24 75V76H23ZM43 75V76H42ZM106 75V76H105ZM180 75H182V76H180ZM187 75V76H186ZM230 75V76H229ZM245 75H247V76H245ZM260 77H259V76ZM33 76V77H32ZM111 76V77H110ZM128 76L129 75H127V78H128ZM180 76V77H179ZM184 76V77H183ZM191 76V77H190ZM207 76V79L209 80H207V79H205V77ZM211 76H213V78L211 77ZM220 77L221 78V80L223 79V81H221L220 80V78H218V77ZM249 76V77H248ZM32 79H31V78ZM44 77V78H43ZM108 78V80H107V87L108 88H106V90H104V92L100 89V88H98V87H96V86H98V84H97V82H99V80L100 81H102V80H104V78ZM177 77H179V78H177ZM189 77V78H188ZM214 80H217L216 78H218V80H220V82H217V81H215V83L216 84H214L213 82V80L211 79V78ZM52 78H53V80H52ZM61 78V79H60ZM101 78V79H100ZM115 78V79H114ZM118 78V79H117ZM129 78H130V76H129ZM260 78H262V80L260 79ZM34 79V80H33ZM36 79V80H35ZM38 79V80H37ZM55 79V80H54ZM116 79H117V81H116ZM172 79V80H171ZM177 79V80H176ZM230 79V80H229ZM45 80V81H44ZM61 80V81H60ZM212 80V81H211ZM235 80H237V81H235ZM255 80V81H256ZM259 80V81H258ZM111 81V82H110ZM116 81V82H115ZM173 81V82H172ZM175 81V82H174ZM179 81V82H178ZM232 81V82H231ZM108 82H109V84H108ZM119 82V83H118ZM177 82V83H176ZM185 82V83H184ZM222 82V83H221ZM180 83H182V84H179ZM191 83H193V84H191ZM212 85H211V84ZM63 84V85H62ZM94 84V85H93ZM117 84V85H116ZM175 84V85H174ZM177 84V85H176ZM208 84L210 85L209 87H211V88H213V89H216L215 91L213 90V89H211V88H209L208 87ZM214 84V85H213ZM58 85V86H57ZM71 85V86H70ZM115 85H116V87H115ZM121 85V86H120ZM168 85V86H167ZM185 85H187V87L185 88ZM193 85V86H192ZM51 86H53L52 88H51ZM174 86L176 87L175 89H174ZM184 88H183V87ZM191 86V87H190ZM214 86H216V88L214 87ZM225 86V87H224ZM60 87V88H59ZM182 87V88H181ZM199 87V88H198ZM201 87V88H200ZM203 87V88H202ZM208 87V88H207ZM220 87H221V89H220ZM224 87V88H223ZM229 87V88H228ZM84 88V89H83ZM179 89V91H178V89ZM188 88L190 89V91L188 90ZM204 88H205V90H204ZM207 88V89H206ZM177 89V90H176ZM193 89H195L196 90V92H195V90H193ZM211 91H210V90ZM83 90V91H82ZM166 90H168V89H166ZM172 90L174 91V92H172ZM182 90V91H181ZM184 90H187V91H184ZM209 90V91H208ZM212 90H213V92H212ZM264 90V87L261 89V91L262 92H264L263 91ZM90 91V92H89ZM118 91V92H117ZM177 91V92H176ZM203 91V92H202ZM37 92V93H36ZM99 92V93H98ZM106 92V93H105ZM116 94H115V93ZM167 92V93H168ZM176 92V93H175ZM190 92H192L191 94H190ZM200 92H202V93H200ZM205 92V93H204ZM210 92V93H209ZM32 93V94H31ZM56 94V96L54 97V99L52 100V95L53 94ZM97 93V94H96ZM102 95H101V94ZM172 93H173V95H172ZM198 93H200L201 95L199 96V94ZM207 93V94H206ZM212 93V94H211ZM178 94V95H177ZM181 96H180V95ZM185 94V95H184ZM186 94H187V96H186ZM189 94V95H188ZM195 94V95H194ZM197 94V95H196ZM205 94H206V96H205ZM209 94H211V95H209ZM216 94V95H215ZM104 95V96H103ZM176 95V96H175ZM183 95L187 98V99H185V98H183ZM190 95H191V97H190ZM207 95H209V97L207 96ZM212 95H214V97L212 96ZM126 96H128V97H126ZM195 98H194V97ZM197 96V97H196ZM212 96V97H211ZM216 96V97H215ZM221 96V97H220ZM107 97V98H106ZM121 99H120V98ZM199 97V98H198ZM109 98V99H108ZM193 98V99H192ZM198 98V99H197ZM207 98V100H205ZM83 99H85V98H83ZM103 99V100H102ZM191 99L193 100V101H191ZM202 101H201V100ZM204 99V100H203ZM49 100H50V102H49ZM109 100V102H107ZM187 100H188V103H187ZM197 100V101H196ZM53 101V102H52ZM69 101V102H68ZM114 101V102H113ZM186 101V102H185ZM207 101V102H206ZM52 102V103H51ZM198 104H197V103ZM205 102V103H204ZM186 103V104H185ZM189 103H191V104H189ZM195 103H196V105H195ZM201 103H203V104H201ZM108 104V105H107ZM189 104V105H188ZM202 106H201V105ZM206 104L209 106H206ZM41 106V107H40ZM190 106V107H191ZM204 107V108H203ZM30 108V109H29ZM32 108V109H31ZM55 108V109H54ZM191 108V109H192ZM57 109V110H56ZM67 109V110H66ZM61 110V111H60ZM34 111V112H33ZM40 111V112H39ZM43 111V112H42ZM120 111H122V110H120ZM91 114V111H90V109H88V110H86L85 112H84V116L87 118V116H89V115ZM2 115V116H1ZM9 115V116H8ZM98 112H97V115H95V118L96 119H98ZM119 116V112L117 113V115L114 117V119L115 118H117ZM12 117V118H11ZM38 117V118H37ZM187 118H189L190 116H186ZM199 117H202V113L198 116V118ZM4 120H2V119ZM8 118V119H7ZM10 119V120H9ZM13 121H12V120ZM200 119V118H199ZM2 120V121H1ZM10 122V123H9ZM13 123V124H12ZM45 123V124H44ZM9 124V125H8ZM262 124H264V123H262ZM17 125V126H16ZM15 126V127H14ZM26 126V127H25ZM29 126V127H28ZM30 126H31V128H30ZM22 127H23V129H22ZM8 128V129H7ZM12 128V129H11ZM17 128L19 129V131L17 130ZM28 128V129H27ZM16 129V130H15ZM5 134V135H6ZM11 136H10V135ZM65 136H66V134H65ZM253 144H255V145H252V146H256V143H253ZM251 145H250V147H251ZM17 146H19V144H16V139H13L12 141H11V144L8 146V144H7V146H5V148H6V151H12V150H14ZM11 147V149L9 150V148ZM262 147H264V143H263V146ZM252 148H254V147H252ZM255 156H256V154H255ZM0 157H2V156H0ZM6 157V156H5ZM257 157L258 158H256L257 160H259V162H261V156L260 155H258V153H257ZM263 157V159H264V156H262ZM254 159V158H253ZM126 160H128V159H126ZM147 162V161H146ZM145 162V163H146ZM149 162V161H148ZM148 162L145 164V166H142L144 163H142V164H139V163H136L135 165H130V164H128L125 168H124V166H122V165H116V167L114 168V166L112 167V166H107V165H105V164H101V166H99L100 164H98V163H96L97 165H98V168H97V166L96 167H94V165L95 164H93V163H95V162H92V163H89L90 165H93V167L92 166H90V167H88L89 166V164L87 165V168H89V169H91V170H89V169H87L85 166H83V167H79V169L77 168L76 169V171L71 175V177L72 178H68L69 179V181L67 182V180H64L63 181V185H66V187L68 186V189H66L67 190V192L66 193H68L71 189V192L69 193V197L67 196V194H66V199L67 198H69V200H66V202H63V200H56V199H53V200H51L52 201V203L54 202V204H58L60 207H61V204L59 203V202H63L65 205L67 204H72V206L73 207H77V209L76 210H74L75 208H73V209H71V208H69V206H67L68 208V210L70 209V210H72V213H73V215H71V212L70 211H68V212H65L64 214H63V216H61L60 217V219H58V220H63L62 219V217L64 218V216L65 215H69L70 217H71V219L73 220H69V218H67V221H66V217L64 218V220L66 221V222H64V220L63 221H59V223L60 222H62V225H63V222L65 223L64 225H66L67 224V226L69 225L70 227H71V225H72V223L74 224V225H72V227L73 226H75L76 224L75 223H77V222H79L78 220L80 219H84L85 218V220H86V224L88 223V220L89 219H93L95 216H94V214L95 215H97V220H96V222L94 221V223H93V221L92 222H90V226L87 224V226H85L86 224L84 223V221L85 220H83V222L82 221H80V222H82V223H84V224H82V223H77V224H81V226H84L85 228H81V226H78L77 225V227H80V228H77L76 229V227H74L76 230H78V232L80 231L79 229H82V231H83V229H87V230H85L87 233H88V235L87 236H84V238L85 237H87V238H85V239H87L86 241L84 240V238L82 239V238H80L79 239V237L80 236H83L85 233H84V231H83V233H81L80 234V232L77 234V233H75V237L73 236L74 235V230L73 229H71V228H68L67 226H66V228L64 227V226H62L61 224L60 225H58L59 226V230H58V227H57V231H60V233L59 232H57L60 236L58 237L56 234H54L56 231H54L53 230V234H52V236L53 237H50L49 235H51L50 234V232H52V231H50V232H48V233H46L45 234V236L46 235H48V236H46L45 238H47V237H50V238H47V239H49L50 241L53 239V241H52V243H54V245L53 244H51L50 245V241H43V240H41V239H39V240H41V241H37V244H38V242H39V244L41 243V245L42 246H40L39 244V246L37 245V246H34V248H33V245L34 244H32V248L34 249H32L31 247H30V249L29 248H27L28 250H30V251H27V249H26V251H27V253H26V251H25V253H26V255H25V253H24V256L22 255V256H18L16 253H17V249L15 250L16 252H12L11 254H9L10 252H7V253H5V255H4V257L2 258V256L0 257V264H5L6 262H8V264L10 263V264H23L25 261H26V264H46V260H49V261H47V263H49L50 264V261L53 263V264H83V262H84V259H85V262H84V264L86 263V264H115V261L118 259V257L120 256L119 255V252L118 251H122V249H123V251L122 252H124L125 254H127L128 253V251H130L132 254H134L133 256H135L136 254L135 253H139V257H143V256H141V253H140V251L141 250H143L144 248H146V249H150V248H152L151 246H147L146 247V245H144V243H141V242H138V240H143V236L140 238V237H138L139 235H140V232H141V234L143 233V232H146V233H148L149 232V229L148 228H146V227H148V226H145V230L143 231V227L141 228L140 226H142V223L143 222H147V220H149L150 222H151V220H152V222L153 223H150V222H145L146 224H143V225H147V224H151V228L152 227H157V225H156V223H155V221H154V216H152V214H150L151 212H154L153 210H155V212H156V214H157V216L159 217H155L156 218V222H158V223H160V220L159 219H162L163 220V215L165 214V218H166V220H165V222H167V223H170V222H174V220L175 219H173L172 217H174V216H171V214H168L169 212H167V208H168V206H169V204H170V202H168V206H167V201H166V198H167V195L166 194H169V193H171V192H174L175 193V195H172L171 194V197H173V198H169V200L171 201V199H172V201L173 200H175V198H174V196H176L177 195V193H178V195H179V197L180 198H178V199H182V201L184 200V202H188V201H190V202H188L189 203V205H192V204H190V203H192L193 202V198H196L195 197V193H197L198 191L200 192H198L201 196L203 195V193L201 192V190L203 191V189H207L206 187H208V185L210 186V185H212V183L211 182H209V181H207L206 180V178H204V181H203V184L204 185H206V184H208V185H206V186H203V185H201L202 183H200L201 181V178L203 179V177L205 176L204 175V173H199L200 171H198V173H197V171H196V173H195V175H197L196 177H195V175L193 176V174L194 173H190V172H192V171H194V170H192V169H190V170H187V171H189V173L187 172H185V169H184V171L183 170H181V168H180V170L179 169H177V170H175V171H173L174 169H176V168H171V169H173L172 171H170L169 169H165V168H161V169H159V164L158 165H156L157 167L155 168V164H153L152 165V163H150V162H152V161H150L149 162V165H148ZM153 163H155L154 161H153ZM263 163H264V161H263ZM102 165H105L104 167H108V168H102L103 166ZM148 165V166H147ZM263 166H264V164H262ZM121 166V167H120ZM92 167V168H91ZM111 167L113 168V170H109V168L111 169ZM123 167V168H122ZM101 169V171L99 172V170ZM87 169V170H86ZM109 171V172H106L107 170ZM156 169V170H155ZM158 169H159V171H158ZM93 170V172H91ZM95 170H98V172L96 171V173L93 175V173L95 172ZM105 170V171H104ZM115 170H116V172H115ZM86 171H87V173H86ZM89 171L92 173H89ZM113 171V172H112ZM118 171V172H117ZM157 171L159 172V173H157ZM194 171V172H195ZM102 172H104V173H102ZM102 174V176H101V174ZM264 173V172H263ZM88 176L87 178L88 179H85L86 178V175ZM89 174H91V175H89ZM98 174H100V176L101 177H98L99 175ZM190 174H192L191 176H190ZM96 175V176H95ZM105 175V176H104ZM110 175V176H109ZM200 175V176H199ZM202 175V176H201ZM95 176V177H94ZM116 176V178H113V177H115ZM91 177H92V179H91ZM194 177V178H193ZM199 177V178H198ZM84 178V179H83ZM100 178V180H99V182H101L102 180H107L108 178L111 180V182H112V185L114 186V184H115V188L113 189H111V188H108V187H103V185L101 184V183H99V182H94V181H97L98 179ZM103 178V179H102ZM88 180H90V181H88ZM199 180V181H198ZM206 180V181H205ZM261 180H264V177L263 178H261ZM260 179H259V182L261 181ZM89 182V184L88 183H86V182ZM93 184H92V183ZM205 182V183H204ZM207 182H209V183H207ZM262 182V183H261ZM260 183L261 184H264V181H261ZM98 183V184H97ZM97 184V185H96ZM214 184V183H213ZM87 185V186H86ZM95 186L96 185V187L98 186H100L99 188V191H96V190H98L96 187L94 188L93 186ZM215 185V184H214ZM217 185V184H216ZM215 185V186H216ZM82 186V187H81ZM92 186V187H91ZM117 186V187H116ZM215 186H213V187H215ZM85 187V188H84ZM212 186H210V187H208V190H210V188H211ZM212 187V189H211V191H208V193L204 190L203 192H204V194H205V192H206V195L207 194H211L215 189ZM70 188V189H69ZM76 188V189H75ZM82 188V190H83V188H84V191H83V193H81L82 192V190H80ZM91 188H93V189H91ZM185 188V189H184ZM202 188V189H201ZM216 188V187H215ZM79 189V190H78ZM170 190V192H168L169 190ZM179 189H180V191H179ZM181 189H182V194H187V196H188V194L189 193H191L192 192V190H193V195H194V197H193V195H192V193L189 195V197L191 198V197H193V198H191L190 200H188V198H187V196L185 197L184 195H180V193H181ZM74 190V192H76V193H74V192H72ZM85 190H87L86 192H85ZM92 190H94V192L95 193H93V191ZM186 190V191H185ZM194 190H196V191H194ZM88 191H90V192H88ZM178 191V192H177ZM183 191H184V193H183ZM187 191H189V192H187ZM78 192V193H77ZM89 194H88V193ZM177 192V193H176ZM216 192V191H215ZM72 193H74V195L75 196H77V195H80V197H83L84 198V196H81V194L82 195H86V196H90V200H89V198H87L86 199V196H85V199L83 200V198L80 200V199H76L75 200V198H77V197H74V195H73V198H71L70 196H72ZM80 193V194H79ZM121 193H122V195H125V194H128V193H130L128 196L127 195H125V196H120L121 195ZM124 193V194H123ZM202 193V194H201ZM88 194V195H87ZM96 195V197L97 198H95V195ZM185 194V195H186ZM198 194V195H199ZM92 196V197H91ZM101 196V198H99ZM129 196H135V197H133L132 199H131V197H130V199H129ZM185 197V198H182V197ZM201 196H197V202H196V200H194L196 203H199V198H202V199H206V198H208L207 196H206V198L204 197L205 195H203L202 197ZM104 197V198H103ZM116 197V198H115ZM176 197H178V196H176ZM204 197V198H203ZM211 197H212V195H211ZM78 198H79V196H78ZM118 198V199H117ZM120 198H124L126 201H127V203L129 204V203H131V204H129L130 206H135L134 208H132V207H128L129 205L125 202V200H121ZM128 198V199H127ZM134 198H137V199H134ZM187 198V199H186ZM215 199V202H210L211 201V199L210 200H206V201H203L202 199H201V205H203L202 207L203 208H205V206L207 205L206 203H212V204H209V205H212L213 206V208L215 209L216 207H217V205L218 206H220V205H228L229 204V207H228V209L230 210L231 208L234 210V206H236V204H235V202L234 201H232V202H229V201H231V199L229 200L228 199V197H226V198H224L225 200L226 199H228L227 200V204H225L223 201L224 200H222L221 198H219V197H217V196H215L214 197ZM241 198V197H240ZM71 199V200H70ZM94 199V200H93ZM114 199L116 200V202H114ZM135 200V202H133L134 200ZM73 200V201H72ZM80 200V201H79ZM83 200V201H82ZM86 200V201H85ZM128 200H129V202H128ZM133 200V201H132ZM138 200H140V201H144V200H146V201H148L149 203H147V204H145L143 201V204H145V207H144V205H142L141 206V210H143L142 211V213H143V216L145 217V219H144V217L142 216V214L140 213V208H138L140 205V201L138 202ZM177 200V199H176ZM186 200V201H185ZM213 200V198H212V201H214ZM65 201V200H64ZM70 201H72V202H70ZM76 201H78V203L79 204H81V202H82V204L81 205H83V202H85L84 203V206H82V207H85V205H86V208L84 209V208H82V209H84V210H82L81 209V207H80V211L78 210V207L80 206ZM87 201H89V204H87L88 202ZM97 202V203H95V202ZM104 201V202H103ZM109 201V202H108ZM118 201V202H117ZM171 201V202H172ZM178 201V200H177ZM181 200L180 201H178V203L180 202H182ZM202 201H203V203H202ZM208 201V202H207ZM68 202H70V203H68ZM74 202H76V204H74ZM91 202H92V204H95V206H93L92 204H91ZM94 202V203H93ZM100 202V203H99ZM106 202V203H105ZM108 202V203H107ZM120 202V203H119ZM173 202H175V201H173ZM186 202V203H187ZM206 202V203H205ZM217 202V205H215V203ZM229 202V203H228ZM101 204V205H99V204ZM116 203V204H115ZM120 205H119V204ZM133 203H135V205H133ZM137 203H139V204H137ZM151 203V204H150ZM179 203V204H180ZM204 203L206 204V205H204ZM219 203V204H218ZM92 205V207H90L91 205ZM96 204H97V206H96ZM105 204V205H104ZM109 205V204H111L110 206H112V207H109V206H107V205ZM114 204V205H113ZM124 204V206H122ZM150 204V207H148L147 205H149ZM178 204V205H179ZM182 204V203H181ZM199 204V205H200ZM232 204V205H231ZM235 204V205H234ZM128 205V206H127ZM171 205V204H170ZM175 205V204H174ZM177 205V204H176ZM178 205L177 206H174V207H178ZM187 205V204H186ZM189 205H187V207H190ZM198 205V204H197ZM198 205V206H199ZM200 205V206H201ZM209 205H208V207H209ZM215 205V206H214ZM71 206V205H70ZM89 206V207H88ZM98 206H101V208H102V210H101V208H100V210L99 209H93L92 210V208H94V207H98ZM115 206V207H114ZM117 206H118V208H117ZM146 206H147V208H148V210L146 211L147 213L150 211V215L149 214H147V213H145V210H146ZM181 205H179V207H180ZM195 206V205H194ZM199 206V207H200ZM66 207V206H65ZM103 207H104V209H103ZM107 207H109V210L111 209V211L114 209V213L115 214H118V215H113V213L110 211L109 213L107 212L108 211V208ZM122 207H125L124 208V213L126 214V215H123V213H121V212H123L122 211ZM152 207L154 208V209H152ZM173 207V206H172ZM172 207H170V210L171 209H173ZM178 207V208H179ZM192 208H193V206H191ZM191 207H190V209H191ZM207 207V206H206ZM87 208H89L88 210H90V211H94L93 213L92 212H88V210H87ZM107 208V209H106ZM118 209V213H116L117 212V210L116 209ZM137 208V209H136ZM177 208V209H178ZM181 208V207H180ZM184 208H185V205H184ZM195 209L194 210H192L191 212L193 213L197 208L196 207H194ZM212 208V207H211ZM212 208V209H213ZM120 209V210H119ZM131 209H136V210H134V212L131 210ZM139 209V210H138ZM149 209H152V211L151 210H149ZM187 209V210H186ZM186 209H184V210H186L185 211V213H187V214H185V216H187L188 215V213H190L188 210H190V209H188V208H186ZM207 209V208H206ZM206 209H204V210H206ZM208 209H210V207L208 208ZM214 209H213V211H209V212H214ZM232 209H231V211H232ZM84 211V213L82 212V211ZM97 212H99V213H96V211ZM103 210H104V212L106 213V215L107 214H109V216H105L104 214H103ZM179 210V209H178ZM182 210V209H181ZM181 210H179L178 211V214H180L181 213ZM200 210H201V212H203V214H204V212H205V214L204 215H208V217H209V214H206L207 212L206 211H203V209H201L200 208ZM77 211H79L80 213H81V215H80V213L79 212H77ZM86 211V212H85ZM100 211H101V213H100ZM121 211V212H120ZM131 211V212H130ZM135 211H137L136 212V214H138L139 215V213L141 214V220L142 219H144L145 221H141L140 220V218L138 217L137 219H136V214H134L135 213ZM168 211H169V209H168ZM199 211V210H198ZM197 210H196V212L194 213V215H196L197 216V218L198 219H200V220H204L203 218L204 217H206L207 218V216H204V217H202V218H200L201 216H203V214L199 211L198 212ZM229 212L228 214H230V216L229 215H227V217H225L224 218V222H225V220L227 221V219H228V217L230 218V220H231V218H232V216L235 214V213H233V212ZM76 212V213H75ZM88 212V213H87ZM127 212V213H126ZM128 212H130V214H128ZM171 212V211H170ZM176 212V211H175ZM175 212H172V213H175ZM180 212V213H179ZM182 212L184 213V211L182 210ZM208 212V213H209ZM70 213V214H69ZM76 214V218L78 217V214H79V219L78 220H76V218H74V215ZM78 213V214H77ZM83 213V214H82ZM111 213H112V215L115 217V216H118V218L117 217H115V218H117V220H116V223H118L119 221H120V223H121V221H123L121 224H119V226H120V228H122V230H130L128 227L126 228V227H124V226H126L127 224H125L124 226H123V224L127 221V220H125V222H124V219H126V218H128L129 220H128V222L131 220V219H133L134 218V222H135V220H137V221H139L140 220V222H142V223H140V225H138L139 227H137V228H141L142 230L140 231V230H136V227L135 226H133V225H131V227L134 229V233H135V231H140L139 232V234H138V236L137 235H135V237L137 236V239L134 237L133 238V231H132V233H130L129 231V237H130V234H132V238H133V242L131 241V239H130V241H128V242H131L132 244L134 243V241L135 240H137V242H138V244L139 243H141L142 245H144L145 247L144 248H141V246H139L138 244H137V247L135 248V246L132 248L131 246V243L129 244L128 242H127V240H129L128 238H126L128 235V232H126V231H124L125 232V234L123 235L122 234V232L120 233V234H122L121 236H122V239H118V237H121L120 236V234H118L117 233V230H118V226H115L116 225V223H115V221H114V223L113 224H115V225H112V223H111V225H110V223H109V221H110V219H111V221H113L112 219H114V217L113 216H111ZM145 213V214H144ZM192 213H190L189 215H191ZM202 215H201V214ZM210 213V214H211ZM88 214V215H87ZM92 214H93V216H92ZM121 215V218H119V216ZM131 214H133L132 216H133V218H132V216H130ZM155 214V213H154ZM160 216H159V215ZM231 214H233V215H231ZM82 215H84V217L82 216ZM90 216L91 215V217H85V216ZM102 216V217H104V220H106L105 222H104V220L102 221V219L99 217V216ZM124 217H123V216ZM130 216L131 218H129V217H125V216ZM146 215L147 216H149V217H151V220L150 219H148L149 217H147L146 218ZM212 215V214H211ZM140 216V215H139ZM167 216H168V218H171L169 221H168V219H167ZM196 216H189V217H191V219L192 218H195ZM198 216H200V217H198ZM82 217V218H81ZM99 217V218H98ZM106 217H107V219H108V217H110V219L107 221V219H106ZM113 217V218H112ZM161 217V218H160ZM94 218V219H95ZM123 218V219H122ZM211 218L212 217H209V221L211 222ZM47 219L49 220V219H53L52 218V216H50L49 215V217H47ZM88 219V220H87ZM91 219V220H92ZM101 219V220H100ZM119 219H122V220H119ZM179 219V218H178ZM178 219H176V220H178ZM189 220V222L190 221H192L193 223H195V221H196V219H193V220ZM197 219V220H198ZM237 220V217H236V219H235V215H234V218H232V220L230 221V223H232V222H234V220ZM58 220H57V224H59L58 223ZM91 220H89V221H91ZM99 220L101 221V222H99ZM158 220V221H157ZM181 220V219H180ZM46 221V220H45ZM45 221H43V223L42 224H46V222ZM53 221V220H52ZM70 221H72V223L70 222ZM118 221V222H117ZM132 221V220H131ZM130 221V222H131ZM137 221H136V224L134 223V225H136L137 226ZM204 221H207V219L206 220H204ZM209 221H207V224L209 225L210 224V227H208V225L207 224H205V225H207L206 227H204L205 225H204V223L205 222H203V225L204 226H202V225H199L200 223L202 224V222L200 221V223H195L194 225L196 226V228H197V225H199L200 227L198 228L199 230H195V229H193L192 230V228L190 227H186V229H188V230H186L185 229V231H193L194 233H195V231L197 232V234H199L198 236H200L202 233H203V231L201 232V230H203V229H207V231H208V233H209V235H211L210 233H212V234H214L213 232V229L214 228H217L218 230H216L215 229V232H216V234L217 233H219L220 232V229H224V231L222 232V230H221V232H222V234L224 233V235H223V237L225 236V228L227 229H229V231H228V229H227V232H226V235H227V233L228 232H230L231 234L229 235L228 234V236H229V238H230V236L232 237V234H233V236H235V239H234V237H232V239L233 240H236V242H237V244H236V242L234 241V243L235 244H232V241L233 240H230L228 237H226L225 236V239L229 242V243H227L228 244V246L229 247H232V246H239V247H242V244L244 243V241H242L241 242V240H238L237 241V238L239 239V237L241 236V234H243L244 233V235H247V233H248V235H249V232H247L246 230H245V232L243 231L244 229L243 228H241L240 227V229H243L242 230V232L243 233H238V231H236V233L237 234H239L240 236L238 237L237 236V234L235 233V232H232V230L230 229V223H229V220H228V222H225V224H224V222H223V225H221V223L222 222H220V224H219V222H218V225L217 226H215L214 225V223L211 225V223H208ZM214 222H217L216 220H213ZM212 221V222H213ZM219 221V220H218ZM220 221H223V220H220ZM53 222H55V221H53ZM103 222V223H102ZM106 222H108L107 224H105ZM178 223H179V221H177ZM188 222V221H187ZM197 222H199V220L197 221ZM69 223V224H68ZM91 223H92V225H93V228H92V225H91ZM95 223H97V226L96 225H94ZM157 223V224H158ZM161 223L162 224H158L163 230H161V228L158 226V230H159V232H160V230L161 231H165L166 232V228H165V226L164 227H162L163 226V224H164V220L163 221H161ZM192 223V224H193ZM226 223H228V224H226ZM71 224V225H70ZM98 224H100V225H104V227H103V225H102V227L103 228H106V226H107V228H109L111 231H112V229H113V227L115 226L116 228H115V230H116V238L118 239V240H123L122 241V244H121V246H119V244H120V242L121 241H119V244H118V242H115L116 241V238L113 236V242L115 243H113L112 242V234H113V232L112 233H110L109 232V236H110V234H111V236H110V238H109V240L114 244V247H116L117 248V250L119 249V248H122L121 250L119 249L118 251L117 250H115V248L114 247H112L113 248V252L114 253H112L111 252V250L110 249H112V248H109L110 246H113V244L112 245H110L111 244V242L110 241H108V238H107V236H108V234H106L107 232H106V230H108L107 228L106 229H103L102 230V227H100V229L103 231L102 233L100 232V231H98V229H99V226H98ZM108 224L110 225V227L108 226ZM130 224H132V223H129L128 224V226H130ZM155 224V226H153V225ZM166 224V223H165ZM164 224V225H165ZM188 225L190 224V223H187ZM215 224H217V223H215ZM182 225V224H181ZM184 225H186V223L184 224ZM184 225H182L183 227H181L180 225L178 226L179 228H180V230L182 231L183 230V228L185 227ZM187 225V226H188ZM225 225H227L226 227H225ZM229 225V226H228ZM94 226H96V227H98V229L96 230L95 229V227ZM111 226H113V227H111ZM124 228H123V227ZM211 226H214L213 227V229H210V230H208V228H212ZM221 226L223 227L224 226V228H221ZM60 227H61V229H62V227L64 228V230L65 231H68V230H72V232L71 231H69V232H66V233H64L61 229H60ZM90 228L89 230H88V228ZM118 227V228H117ZM193 227V226H192ZM220 227V228H219ZM112 228V229H111ZM182 228V229H181ZM201 228V229H200ZM239 227H237V228H235L234 227V230L235 229H237V230H239L238 229ZM147 229V230H146ZM205 229V230H206ZM75 230V231H76ZM93 230H95V231H93ZM114 230V231H115ZM120 230V229H119ZM119 230H118V232H119ZM153 230V229H152ZM156 230V229H155ZM154 230V231H155ZM157 230V231H158ZM205 230H204V232H205ZM233 230V231H234ZM62 231V232H61ZM81 231V232H82ZM88 231H90V233L92 234V232H94V234H93V239H91V237H89V239H91V240H89L88 239V236H91V234L88 232ZM92 231V232H91ZM96 231H97V233H96ZM104 231H105V235L103 234L104 233ZM148 231V232H147ZM169 231V230H168ZM167 231V232H168ZM170 231H174V229L173 230H171V228H170ZM169 231V232H170ZM179 232V229L178 230H176L175 232H178V235H177V233H176V236H175V233L174 232H172L170 235H172V236H170V237H180V239H183L184 241V243H195L194 244V246H193V248L195 249V245L197 244L198 245V243L200 242L201 243V241H202V239H204V237L206 238L207 236H208V233H207V236L205 235V233L207 232H205L204 233V235H202V236H200L202 239H201V241H198L197 242V240H199L200 238L198 237V239L196 240V238L195 237H193V238H195L193 241L194 242H192V239L191 240H187L188 239V236L185 238V235H184V237L182 236V232H183V234L184 233H186L185 231H182V232ZM198 231H199V233H198ZM210 231V232H209ZM219 231V232H218ZM77 232V231H76ZM123 232V233H124ZM164 232V233H165ZM166 232V234H168ZM221 232H220V236H222V234H221ZM240 232V231H239ZM247 232V233H246ZM68 233H69V235H72L73 237V239L74 240H72L73 242H74V244L72 243V241H71V239L69 240V242L71 241V243L70 244H72V247H70L71 245H69V243H67L68 242V239L71 237V236H69L68 235ZM73 233V234H72ZM96 233V234H95ZM99 233H100V236H99ZM127 233V234H126ZM181 233V234H180ZM201 233V234H200ZM234 233H235V235H234ZM246 233V234H245ZM260 233V232H259ZM62 234V235H61ZM67 234V235H66ZM103 234V235H102ZM143 234H145V233H143ZM197 234H194L193 236H196ZM250 234H251V232H250ZM252 234H255V232L254 233H252ZM256 237H257V239H259L260 237L258 236L259 234L256 232ZM261 234V233H260ZM263 234V233H262ZM262 234L260 235L261 236V239H259V240H263L264 239V237L262 236ZM63 235H66V237H67V240H66V238H65V236H63ZM96 235H97V237H96ZM107 235V236H106ZM114 235V234H113ZM117 235H119L118 237H117ZM127 235V236H126ZM146 235V234H145ZM243 235V236H244ZM56 236V237H55ZM62 236V237H61ZM102 236V238H103V236L105 237L104 239H106L107 238V240H104V239H102L103 240V242H102V246L100 247H98V245H99V242H98V240H99V237H101ZM126 236V237H125ZM141 236V235H140ZM169 236V235H168ZM217 236V235H216ZM216 236H214V238L212 237H207L206 239L208 240H213V239H216L217 240V238H218V236H217V238H216ZM219 236V237H220ZM55 237V238H54ZM77 237V238H76ZM96 237V238H95ZM181 237H183V238H181ZM259 237V238H258ZM263 237V238H262ZM57 238H59V239H57ZM65 239V240H61V239ZM94 238L96 239V240H94ZM114 238H115V241H114ZM124 238H126L127 240H124ZM191 238V237H190ZM211 238V239H210ZM241 239H243V237L241 236L240 237ZM46 239V240H47ZM54 239H55V241H54ZM98 239V240H97ZM135 239V240H134ZM144 239H145V237H144ZM220 239H221V241H220ZM224 238H219L218 239V242H225L226 243V240H225ZM256 239V242L257 241H259V240H257ZM59 240L60 241V244L58 245H56V242ZM78 240H80L81 242H83V243H81L80 241L78 242ZM82 240H84V241H82ZM93 240V241H92ZM101 240V238H100V241H102ZM117 240V241H118ZM208 240V241H209ZM215 240V241H216ZM244 240V239H243ZM44 242V244H43V242ZM58 241V242H59ZM64 241H67V242H64ZM88 241L90 242V241H92V242H90V244L88 243ZM94 241H95V243H94ZM104 241L106 242L105 244H107L106 246H103V245H105L104 244ZM110 242V243H108V242ZM196 241V242H195ZM64 242V243H63ZM75 242H76V245H75ZM85 242H86V244H87V247H85L84 248V246L86 245L85 244ZM127 242V243H126ZM136 242V241H135ZM182 242V243H183ZM207 242V241H206ZM214 243V246H215V244H216V247L218 246V244L219 243ZM230 242H231V244H230ZM49 244V246H50V248H48L49 246L47 245V244ZM68 245H67V244ZM77 243H79V245L81 244L82 246H83V244H85L83 247L80 245H78L79 247H77ZM118 245H117V244ZM126 243V244H125ZM189 243V244H190ZM240 243V244H239ZM29 244H31V243H29ZM62 244H65V247H67V246H69L70 248L68 249L69 250V252H71V253H66V255H68V257L65 255V251H67L68 252V250L66 249V248H64V245H62ZM110 246H109V245ZM124 244L127 246L128 244V247L130 248H128V247H126V249L128 250L127 251V253L124 251ZM175 244H178V245H180L181 244V242L179 243H172V245L174 246V248H175ZM193 244H191V245H193ZM227 244H225V245H221V243L219 244V246H221L222 248H224V249H226L225 247L227 246ZM36 245V244H35ZM61 245V246H60ZM73 245H75L76 247H77V249L79 250V251H77V249L75 250V246H73ZM88 245H90V246H94L93 248H95V247H97V248H95V249H93L92 247H90V248H88L89 246ZM123 245V246H122ZM161 246V247H159V246ZM157 246H158V248L160 249V248H164V247H166V246H164V245H160V244H158ZM207 245H209V243L207 244ZM241 245V246H240ZM45 246H48V247H45L46 248V251H45V248L44 247ZM51 246H53V249L51 248ZM60 246V247H62L63 246V249H65V250H63L62 248V250L60 249V247L58 248V247ZM118 246H119V248H118ZM170 246V245H169ZM168 246V248H171V247H169ZM212 246H213V244H212ZM224 246V247H223ZM228 246H227V248H228ZM38 247H39V250H40V248L42 247V248H44L43 250V252H45V253H47V254H45L44 253V259L42 258V256L43 255H41V254H43V252L41 251L42 250V248H41V250H40V253L38 252L39 250H38ZM54 247H55V249L57 248V249H60L62 252H64V253H62L60 250V252H58L59 254H61V255H63L62 257H60L59 256V254L58 253H56L57 254V257H54V256H56L55 254H53V253H55L56 252V250L54 249ZM84 248V249H86V250H90V253L88 252H86V250H83L82 248ZM103 247L105 248V250L103 249ZM143 247V246H142ZM154 247L155 248H157L156 247V245H154ZM153 247V248H154ZM199 246H197L196 248L197 249H199L198 248ZM220 247V248H221ZM72 248V249H71ZM99 248H101V249H99ZM109 248V250L110 251H108L107 252V250L106 249H108ZM135 248V249H134ZM138 248V249H137ZM140 248V249H139ZM167 248V247H166ZM173 248V247H172ZM50 249V250H49ZM98 249V250H97ZM132 249V250H131ZM146 249H144V250H146ZM178 249V248H177ZM189 250H187V251H189L188 252V254H191V255H184L185 256V258L186 259H188V257L190 256V258H195V256L194 255H196V257L198 256L197 254H195L196 252H195V250H193L192 252L194 253H190L191 252V248H188ZM263 249H264V247H263ZM31 250H33L34 251V253L37 251V253H39V254H37V256L36 255H34V253H33V251H31ZM54 250H55V252H54ZM72 250H73V252H72ZM75 250V251H74ZM103 250H104V252H103ZM115 250V251H114ZM134 250V251H133ZM14 251V250H13ZM49 251H51L50 253H49ZM52 251H53V253H52ZM58 251V250H57ZM82 253H81V252ZM94 251V252H93ZM96 251V252H95ZM117 251V252H116ZM186 251V252H187ZM29 252H31L32 253V257H30L31 255L29 254ZM42 252V253H41ZM77 252H79L78 253V255L77 254H75V253H77ZM85 252V254H83ZM106 252L108 253V255L110 254H113V255H107L106 254ZM110 252V253H109ZM116 252V253H115ZM227 252V251H226ZM230 252V251H229ZM262 252H264V250H262ZM15 253V254H14ZM72 253L77 257V256H79L80 254V256L79 257H74V256H72ZM96 254V257L98 256V258H96L95 256L93 257L92 255H94V254ZM131 253H129V254H127L126 256H125V258L128 260V258L129 259H131L130 261H131V263H132V261H134L135 260V264H138V262H140V264L144 261V259H146V257L144 258L143 257V261H142V258L140 259L139 257H136V256H138V255H136L135 257L136 258H138L137 259V261H136V259H133L132 260V254ZM137 253V254H138ZM198 253V252H197ZM228 253V252H227ZM9 254V255H8ZM13 254V255H12ZM29 254V255H28ZM36 254V253H35ZM71 254V256H69ZM90 254H92V255H90ZM104 254V255H103ZM114 254H116L117 256L115 257V255ZM124 254V255H125ZM177 254H180L181 256H177V257H179V258H177L178 260H180V262L179 263H181V264H184L185 262H188V261H186V259L185 258H183V256H182V254L180 253V252H178ZM192 254H193V256H192ZM230 255H232L231 254V252L229 253ZM10 255H12V256H10ZM27 255H28V257H27ZM47 255H52L51 257H49L48 259H46L47 258ZM54 255V256H53ZM103 255V256H102ZM123 254H121V256H122ZM124 255L120 258V259H118V260H121V261H124V262H126L125 260V258H124ZM131 256V258L129 257V256ZM164 254H162V255H152L153 257H155L156 259H157V256L159 257H161V259L160 258H158L157 259V261L159 260V261H161L162 260V256H163ZM229 255V256H230ZM46 256V257H45ZM87 256V257H86ZM88 256H89V258H88ZM151 256V257H152ZM169 257V254H166V257ZM171 256V259L172 260H175V259H173L172 257H174V258H176L175 257V255L173 254V255H170ZM187 256V257H186ZM10 257H12L11 259H10ZM21 259V257H24V258H22L21 260L19 259V258ZM41 258V261L39 260V259H37V258ZM67 260V258H69L67 261H65L64 260V258ZM70 257H71V260H76V261H70ZM84 257V258H83ZM88 259L87 261H86V258ZM94 259H93V258ZM101 257H103L104 258V260L105 261H107V262H109V263H103L104 262V260H102L103 258H101ZM105 257H107V258H109V259H107V258H105ZM116 259H115V258ZM150 256H148L147 257V259L146 260H148V259H150L151 258ZM165 257V256H164ZM165 257V258H166ZM168 257H167V259H168ZM180 257H182V258H180ZM233 257V256H232ZM14 258V259H13ZM18 258V259H17ZM28 260H27V259ZM30 258V259H29ZM32 258V259H31ZM36 258V259H35ZM57 259V262L58 263H56V261H55V263H54V259ZM61 260H63V261H61ZM78 258H79V260H81V261H78V262H81V263H77V260H78ZM91 258V259H90ZM112 258H114V259H112ZM125 259V260H122V259ZM155 258H151V260H149V262L150 263H154V262H152V261H156L155 260ZM165 258H163V261H165ZM189 258V259H190ZM10 259V260H9ZM51 259H53V261L51 260ZM107 259V260H106ZM141 261H140V260ZM166 259V260H167ZM188 259V260H189ZM16 260V261H15ZM31 260V261H30ZM34 260H36V261H34ZM39 260V261H38ZM61 261V262H59V261ZM91 260V261H90ZM97 261V262H95V261ZM109 260V261H108ZM110 260H112V262L110 261ZM113 260H114V262H113ZM139 260V261H138ZM168 260H170V257H169V259ZM183 260V261H182ZM185 260V261H184ZM191 260V259H190ZM4 261H6L5 263H4ZM18 261V262H17ZM33 261V262H32ZM83 261V262H82ZM92 261H93V263H92ZM129 261V262H130ZM158 261V263H156V264H159L160 262ZM162 261V262H163ZM15 262V263H14ZM23 262V263H22ZM35 262V263H34ZM43 262H45V263H43ZM67 262V263H66ZM129 262H127V264H129ZM147 261H145V262H143V263H146ZM148 262V263H149ZM161 262V264H163ZM167 262V263H166ZM165 262V264H168V262H169V264H170V262L171 261H166ZM175 262H177V260L176 261H174V262H172L171 264H174ZM177 262V263H178ZM51 263V264H52ZM118 263H120V264H123V262L121 263V262H118V261H116V264H118ZM134 263V262H133ZM132 263V264H133ZM178 263V264H179ZM190 263L192 264V261H190ZM126 264V263H125ZM147 264V263H146ZM155 264V263H154ZM186 264V263H185ZM188 264H189V262H188Z\"/></svg>",
    "mask_w": 264,
    "mask_h": 264
}]
</instances>
